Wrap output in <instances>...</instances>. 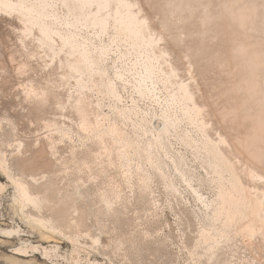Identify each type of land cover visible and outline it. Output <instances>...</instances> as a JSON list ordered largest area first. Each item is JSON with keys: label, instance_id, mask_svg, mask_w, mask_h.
Returning <instances> with one entry per match:
<instances>
[{"label": "rangeland", "instance_id": "rangeland-1", "mask_svg": "<svg viewBox=\"0 0 264 264\" xmlns=\"http://www.w3.org/2000/svg\"><path fill=\"white\" fill-rule=\"evenodd\" d=\"M144 10H145L144 14L147 13L146 12L147 8L145 9V7H144ZM59 12L61 13L60 14L61 18L64 17L63 15L66 14L65 13L66 11L62 8L59 9ZM62 12H64L65 14H63ZM142 15H143V13L141 12L140 16H142ZM0 16H1L0 17V35H1L0 36V52H1L0 53V59H2V61L0 60V69H1L0 70V93H1L0 94V128H1V131H0V135H1L0 136V138H1L0 139V151H2L3 154H5L4 156H2L3 154L0 152V155H1L0 156V158H1L0 163L2 162L1 161L2 159H4V160L6 159L5 161H7L8 166H9V169L8 168L5 169L4 165L0 164V189H1L0 190V231L3 229L21 231V232H19V234L14 233L10 236L7 235L6 237L0 236V264H93V263H95V264H219V263L220 264H229L230 262H231L230 264H247V263L248 264H258V263L264 264V259H263L264 258V236H263L264 235V229L262 228L264 225L263 224L264 223L263 222L264 221V215H263L264 214V212H263L264 211V207H263L264 206L263 205L264 204V201H263V197H264V192H263L264 191V178H263L264 177V158L260 157V155H262V157H264V121H263L264 115H261V114H264V108H263L264 107V104H263L264 103V95H263L264 94V92H263L264 88H261V91H260L261 94L256 93V92H258V89L256 92H254L255 91L254 86H252V88H250L251 87L250 85L254 84L256 77L258 78L259 75L256 76L257 74L253 73L254 71L248 66L243 67V66L239 65L240 66L239 67L238 65H236V67H235L236 69H235V68H233L234 66H232L234 63L231 64V62H233V61L234 62L240 61L241 57H242V59H244L243 57L246 56V58L248 59L249 58L248 56L251 55V52H252V54L253 53L255 54V55L253 54V56H255L256 58L253 57V60L255 61V63H257V66L262 64L261 67L259 66V68L261 69L260 72L261 73L263 72V74H264V71H262L264 68V57H263V55H264V53H263L264 52V49H263L264 48V32H257L256 30L253 31L252 29L248 30V31L247 30L244 31V29H248V27L250 28V26L248 25L244 29H243V27L239 28L237 26H234L236 24H234V22H232L230 20L231 23L234 24L232 26V28H233V31L235 30V32H232L233 33L232 35L236 39H233V37H230L229 33H227V32L225 33V35L223 34V36H226V34H228L227 37H225L226 39L223 38L222 36H220L221 34H219V35L217 34L218 36L221 37L220 39H214L216 37L218 38V36H216V35H215L216 37L213 36L212 40H210V42L208 43V44H210V47H211V48H209V50L212 52V50L214 51V49L215 50L217 49L219 53L217 52V50L214 51L216 53H214V52H212V53H214L215 55L218 54L219 56L214 61V59H211L209 57L210 55L207 53L208 56L204 55V57H206V58L203 59V61H205L207 63L211 62L210 68L212 71H210V72H213V73H210L209 70H208V73L205 72L206 75L208 76L207 77L208 79L210 78L209 75L211 76V79H212V77L214 78V80L210 79L211 84H209L210 80H209V82L207 81L208 83L204 82V80H208V79L205 78L204 80H202V77H200L201 75L199 76L197 74L198 73L197 69L200 70V68L199 67L197 68V66L194 64V61H192L191 58H190L191 59L190 60L189 57H187L186 52H182V54H181L180 53L181 51H179L177 49L178 52L180 53V55H178V52H176L177 50H174L175 56L178 55V57H179V58L176 57L177 58V64H180L181 66L184 64V66L186 68L185 69L182 66L180 71L182 69L184 72L187 71L186 75L184 76L183 71H181V72L179 71L180 67L178 68L177 65L172 67L173 64H176L175 61L172 62L173 60H176V58L173 59L174 58L173 55L170 54L172 56V60L169 61L171 59V56L162 53L163 47H161V46H163V43H161L159 49L157 47V49L155 50V53L157 51L156 54L158 56L156 55V57H155L154 65L155 64L157 65V66L155 65V72L157 70L158 73L157 72H156L157 74L154 73L153 76L151 77L152 79H150V81H148V83H147L148 79L146 80V82H142V83H145L146 85L141 84L142 90L148 91V92L150 90L151 93L149 94L147 92V95L141 96V95H139L140 93L138 92L139 89L137 87L138 86L140 87V84L138 85V83H140L139 80L142 79L141 76L144 77V75H145L144 74V72H145L144 68H145V65L147 64V61H145L144 57H141V59H140V57H138L136 53L132 52L131 47H129L130 45H128L129 43L123 44V42L125 43V41H123L122 43L121 42L117 43V42H119V40L113 42V38H114L113 36H115V30L113 29V27L109 28L108 32H101L100 29H98V28H95L96 30H94V27H91L89 29H83V30L80 29L79 36L81 35L80 37L83 38V39H81V38L80 39H81V41L83 40L84 42H87V46L92 50V52H93L92 54L94 57H96L95 59L97 60V63L100 62L99 59L105 60V61L103 60L104 62L101 61L100 63H98V67H100L99 69H101L98 71V75H97V73H95L94 75H92V77L90 76V78L87 77L88 75H83L80 79V80H82V82L84 81V83H86V85L88 87L87 99H89V100H87V99L85 100L86 110H85V112H82L80 110H77V108H75V105H73V104H75V99H77V97H76L77 96V90H78L77 87L79 88V85L77 86V84H78L79 78L77 76H75V74H71V72L68 71L67 68H64L63 66H61L62 64H60L61 61L63 62V60L65 58V52L63 53L62 51L61 52L58 51L59 54H61V53L62 54L59 55L57 53V55H56L57 57L56 56L54 57L55 54L49 53V50L51 48H54L56 51H57V49L58 50L60 49L59 47H61V45L58 44L59 42H57V40H56V44H55L54 43L55 41H53V45L54 46L57 45L58 47H56V46L54 47L52 45V43H51V45L49 43V45L46 44L45 46L43 44V46H44L43 47L39 43L37 44V41L35 40L36 35H37L36 32L33 33L34 35L32 34L30 37H27L25 40V36L23 37V29H22L23 24H22V22H20V20H18L16 18L15 15H13V16L7 15L6 16V14L0 13ZM6 17H7V19H5ZM65 17L67 18V15H65ZM66 18H63V20L61 19V23ZM7 21H11V22H7ZM17 21H19V22H17ZM228 21L229 20L225 21L226 24ZM156 22L153 24H155L154 26L156 27L157 32H159V29H158L159 25H158V22L157 23ZM20 24H21V26H19ZM19 28H20V30H19ZM238 29L240 31L241 30L242 31L240 32ZM7 31H9V33ZM243 31L245 33H242ZM100 32L103 34V36ZM18 35H19V37H18ZM88 37H89V39H88ZM228 37L232 38L233 40L230 38H229L230 39L229 40ZM238 38H239V41H237ZM23 40L26 42L29 40V42H27L28 44L26 42L23 43ZM235 40L238 42V44L240 42L241 43L243 42L242 44L244 45L243 47L245 48V49L244 48L242 49L243 52L241 50H237V54H235L236 53V51L234 50L235 49V47H234L235 43H233V45L231 44L233 41L236 42ZM258 40H259V42H258ZM109 41H110V43H109ZM220 41L221 42L224 41V42L221 43ZM19 42H21V43H19ZM228 42L231 44L229 47H228V45H229ZM237 42H236V44H237ZM252 42H254V43H252ZM29 43H31V44H29ZM32 43L35 46L32 45ZM112 43L113 44L115 43V44L113 45ZM187 43L188 42H185L184 44L186 45ZM211 43L212 44L214 43V45H212ZM216 43H217V45H216ZM218 43L220 44V46ZM25 44H27V45H25ZM261 44H262V46H261ZM14 45H16V46H14ZM224 45H226V47L228 49ZM50 46H52V47H50ZM97 46H99V47H97ZM101 46H103L107 49V52H106L107 55H106V53L104 55L105 58L102 57L103 55L101 56V54L99 53V48H103ZM16 48L18 49V51ZM32 48L35 52L32 50ZM124 48L125 49L128 48V49L123 50ZM230 48H231V50H230ZM232 48H234V49H232ZM224 49H226L228 51L230 50L229 51L230 53ZM161 50H162V52H161ZM232 50H234V51L232 52ZM244 50H247L248 54H247V51H244ZM221 51L224 54H220ZM128 52H129V54H128ZM227 52L234 57H235V55L238 56L239 52L242 55L240 54L239 57H235L236 60H234V57L232 58V56L230 57V55L229 56L226 55V54H228ZM244 52H246V53L243 54ZM98 53H99V55H98ZM161 53L163 56L165 55L164 56L165 59L163 58ZM185 53H186V58L183 57V55ZM232 53L235 55H233ZM9 54H10V56H9ZM159 54L162 57L159 56ZM258 54H260V55H258ZM4 55H5V57H4ZM46 55H48V56H46ZM38 56H40V57H38ZM60 56L62 59L60 58ZM99 56H101V57H99ZM225 56H228V57H225ZM158 57H160L161 60H157V59H159ZM180 57H182V60L180 59ZM207 57H208V59H207ZM237 58H239V59H237ZM49 59H50V61H49ZM178 59H179V62L181 60L180 63H178ZM188 60H190V61H188ZM228 60H230V61H228ZM156 61H158V62H156ZM191 61H192V64H194L193 66H192V64H190ZM212 61H214L215 63ZM164 62H166V64ZM227 62L230 63V65H228ZM137 63H138V65H137ZM187 63H189V64H187ZM223 63H224V66H223ZM53 64H54V66H52ZM58 64H60V65H58ZM164 64H165V66H164ZM167 64H169V65H167ZM217 64L219 65V68H218ZM49 65H50V67H48ZM160 65H161V67H160ZM170 65H171V67H170ZM186 65L189 66L190 70L188 69V66H186ZM190 65H191V68H190ZM57 66H59V67H57ZM227 66L229 67V70H228ZM168 67H170V68H168ZM175 67H177V69H178V73H177L178 77L176 78L177 81L182 80L181 79L182 77H180V76L187 77L189 75L188 80H187V78H188L187 77L186 79L183 78L182 81L184 82V84L187 83L186 85L189 84L190 86L188 85V87L190 89H194L193 92L196 90L195 93H197V94H195V96L197 95V97H195V98L200 99L202 97V99H200L199 102L197 101V99H195V101H197V104L199 107H200V105L202 107L205 105L203 108H200L201 113L199 115L201 117V115L203 114L201 117L202 119L200 117H197V119H194V120H198V123L199 122L202 123L201 121H203V125L205 123V126H203L204 131H206V129L209 128V129H207V132H204L205 134L200 132L199 129L195 127L196 124L198 125L197 122L194 125L192 121H189V118L184 116V113H181V112H183V109L181 110V108L183 107V104H181L182 103V101L180 100L181 98H178V93L176 92L177 91V85L175 84L174 78L171 79V77L170 78L168 77ZM194 67H196L197 69ZM165 68H167L166 69L167 71L170 69V72L168 71V73H169L168 75H167V71L165 70ZM193 68L197 71H195ZM240 68H242V69H240ZM59 69L60 70L62 69V70L60 71ZM158 69H160V71ZM105 70H106V72H105ZM192 70H194V71H192ZM213 70H215V71H213ZM234 70H235V72H234ZM236 70H238V71H236ZM4 71H5V73H4ZM188 71H190V74ZM239 71H240V73H239ZM217 72H218V74H217ZM19 73L20 74L22 73V74L20 75ZM187 73H188V75H187ZM191 73H193V74H191ZM227 73H228V75H227ZM136 74H137V76H136ZM219 74H221V75H219ZM263 74H262L263 77L262 76H260V77L264 79ZM119 75H120L121 79H118V78H120ZM53 76L55 79L52 78ZM101 76H102V78H101ZM161 76H162V79H161ZM197 76H199V77H197ZM243 76L245 77V81H244ZM250 76L253 78H251ZM238 77H239V81L237 80ZM62 78H64V80H62ZM71 78H74V79H71ZM246 78H247V80H246ZM250 78L254 80V81L252 80L253 84H249V82H252L250 80ZM164 79H165L164 82H167L166 86H165V83H163ZM166 79L171 84H168V81H166ZM190 79H192L193 82L195 79V81L197 83L196 82L193 83ZM248 79H249V82H248ZM99 80L101 81V83ZM200 80H202L204 83H207L208 85L203 84V82H201ZM222 80H224V81H222ZM235 80L240 82L239 83L240 86L238 85V82H236ZM3 81H4V83H3ZM92 81H94L95 83L94 82L92 83ZM108 81H109V83L114 84L115 88L118 89L116 91L120 96V100L117 101V99H115V98H114L115 99L114 100L112 96H111L112 97L111 98L106 94L105 88L107 85L106 83H108ZM90 82L93 85H90L91 84ZM151 82H152V85H150ZM222 83H224L225 85ZM245 83L246 84L248 83L247 86ZM4 84H5V86H4ZM36 85H38V86H36ZM94 85H96V86H94ZM103 85L105 86V88ZM171 85L172 86L174 85V88ZM175 85H176V87H175ZM192 85H194V88H191V87H193ZM231 85H232V87H231ZM98 86H100V87H98ZM155 86H157V87H155ZM13 87H14V89H13ZM91 87H92V90H91ZM195 87H197L199 90L196 89ZM211 87H212V89H211ZM135 88H137L138 90ZM147 88L149 90H147ZM224 88H226V89H224ZM175 89H176V91H175ZM251 89H254V90H251ZM262 89H263V91H262ZM13 90H14V92H12ZM135 90H137V91H135ZM174 91H175V93H174ZM205 91H208V92H205ZM213 91H214V93H213ZM211 92L213 93V95ZM216 92L217 93L219 92V94H217ZM230 92H232V93H230ZM235 92H236V95L233 94ZM75 93H76V95H74ZM137 93H138V95H137ZM242 93H243V95H242ZM148 94H149V96H148ZM170 94H171V96H170ZM205 94H206V96H205ZM11 95H13V97ZM49 95H51V96H49ZM173 95H177V96L174 97ZM198 95H199V97H198ZM216 95H218V96H216ZM207 97H210L211 99L207 98ZM241 97H242V100H241ZM251 97H252V99H251ZM22 98H24V99H22ZM70 98H72V99H70ZM174 98H176L178 100L175 101L176 99H174ZM151 99H153V100H151ZM157 100L158 101L160 100L159 102L161 104ZM173 100H174L175 104L177 103L176 105L173 104V102H172ZM201 100L204 102V105H203V102ZM253 100H256V101H253ZM20 101H22V103ZM113 101H114V103H113ZM178 101H179V104L181 106L178 105ZM241 101H245L244 104ZM249 101H250V103H249ZM218 102H219V104H218ZM238 102H240V103H238ZM158 103H159V105H158ZM246 103H247V105H246ZM260 103H261V105H260ZM215 104H216V106H214ZM88 105H90V106L87 109ZM133 105H134V107H133ZM225 105H226V107H225ZM258 105H260V106H258ZM118 106H119V108H118ZM222 106L224 107V109ZM237 108H239V109H237ZM250 108L252 110H250ZM120 109H121V111L124 110L123 111L124 113L121 112ZM48 110L50 112H48ZM9 111H11L13 114ZM116 112H118L119 114ZM168 112H169V114H168ZM174 112H175V114H174ZM246 112H248V113L252 112L253 115L251 116V113L248 114ZM90 113H91V115H90ZM92 113H93V115H92ZM215 113H216V115H215ZM164 114H166V115H164ZM254 114H255L256 118L254 117ZM135 115H137V116H135ZM205 115H208V116H205ZM260 115L263 118H261ZM6 116H7V118H6ZM85 116H86V118H85ZM97 116H98V118H97ZM105 116L107 119H105ZM121 116H122V118H121ZM241 116H242V118H241ZM118 117H119V119H118ZM124 117H125V120H122V119H124ZM130 117H132V118H130ZM183 117H185V118H183ZM127 118H129V119H127ZM167 118L169 120L173 121V123H175L178 120L179 121L177 123H175V125H173V127L172 126L169 127L166 134L162 135L163 138L161 137L159 139L161 144H159L160 143L159 141H158V143L157 142L154 143V141H156L155 139H158L157 137L159 136L156 134H160L161 133L160 131H163V129L165 128V121L167 120ZM220 118H221V120H220ZM227 118L228 119L231 118V119L228 120ZM234 118H236V119H234ZM48 119L50 120V122H48L49 121ZM79 119H80V121H79ZM84 119H86V120H84ZM94 119L96 122L94 121ZM97 119H99V120H97ZM145 120L147 122H145ZM258 120H259V123L257 124ZM51 121H52V123H51ZM125 121H126V123H125ZM249 121H251V122L248 123ZM40 122H41V124H40ZM140 122H142V123H140ZM9 123L11 125H13L14 127L10 126ZM20 123H21V125H20ZM89 123H91V124H89ZM247 123H248V125H247ZM96 124H99V126H97ZM200 125H202V124H199V126ZM216 125H218V126H216ZM31 126L34 129H32ZM41 126L43 129L41 128ZM43 126H45V128ZM52 126H54L55 128ZM114 126H115V128H114ZM207 126H209V127H207ZM245 126H246V128H245ZM100 127H101V129H100ZM144 127H145V129H144ZM205 127H206V129H205ZM3 128L5 130H3ZM51 128H53V130ZM85 128H86V130H85ZM170 128H172V129H170ZM9 129H11V130H9ZM109 129H110V131H109ZM146 129H147V131H146ZM254 129H255V131H254ZM89 130L90 131L92 130V131L90 132ZM144 130H145V132H144ZM37 131H38V133H37ZM56 131L59 132V134ZM98 131L101 132V134ZM9 132H10V134H9ZM44 132H46V133H44ZM48 132H50V133L48 134ZM116 132H118V133H116ZM138 132L139 133L141 132V133L139 134ZM224 132H225V134H224ZM31 133H33V134H31ZM41 133H44V134H41ZM142 133H144V134H142ZM7 134L9 136H11V135L12 136L9 137V136H7ZM21 135H22V137H21ZM120 135H122V136L120 137ZM143 135H146L145 137H147V136L148 137L144 138ZM232 135H234V136H232ZM189 136L191 139L189 138ZM225 136H226L227 141L225 139ZM33 137H35V138H33ZM114 137H117V138H114ZM218 137L220 138V141L225 140L224 142H226V144H230V145L224 146L225 143H223V141L220 142ZM221 137H223L224 139H221ZM210 138L213 141L215 140V144L219 142L217 144L218 148H220L219 151H221V150L224 151V152L221 151V153L226 156L225 159H230V160H228V162L230 161L229 166L233 162L232 166H234V167H232V168H234L237 171L238 176H236V177H237V179H239L238 184H239V182L242 183V184L238 185L237 189L235 188L236 191H238L239 193L241 192L240 194H238V192H235L231 189V188H234V186L232 187L233 182H231L232 179H230V178L232 177L233 174L237 175L235 173L236 171H234V169H233L232 171H234V173H231L230 171H224L221 175H218V173H216L214 171V169L211 168L210 160H208V158L206 157L205 152L203 150H201V145L203 144V142L205 143V141L206 140L208 141V139L210 140ZM217 138H218V141H217ZM22 139H24V140L21 141ZM46 139L48 142L46 141ZM115 140L118 142H116ZM186 140H187V142H186ZM191 140H193V141H191ZM203 140H205V141H203ZM120 142H121V144H120ZM132 142H133V144L131 145ZM195 142H197V143H195ZM212 143H214V142H212ZM220 143H223V146H221L222 145L221 144L219 147ZM24 144H25V146H24ZM32 144H34V145H32ZM136 144H138V145H136ZM154 144H156V145H154ZM11 145H12V147H11ZM27 145H29V147ZM122 145H123V147L125 145V147H124L125 149L121 147ZM126 145H127V147L128 146L129 147L126 148ZM19 146H21V147H19ZM142 146H144V148ZM229 146H230V148H229ZM9 147H10V149H9ZM14 147H15V149H13ZM227 147L229 150L227 149ZM24 148L26 150H24ZM118 148H120V149H118ZM153 148L155 149V151H153L154 150ZM168 149H170V151ZM231 149L233 151H231ZM12 150H15V152ZM119 150H121V151H119ZM167 151H169V152H167ZM27 152H28V154H26ZM10 153H11V155H10ZM30 153H31V155H30ZM37 153H39V154H37ZM85 153H86V155H85ZM153 153H155V154H153ZM166 153H167V155H166ZM176 153H178V154H176ZM23 154L25 156H22ZM91 154H92V156H91ZM201 154H203V155H201ZM125 155H127V156L129 155L128 156L129 158ZM130 155H132V156H130ZM239 155H240L242 161L240 160ZM250 155H252L253 157ZM151 156H152V158H151ZM165 156H167V158ZM21 157H23V158H21ZM50 157H52V158H50ZM237 157H239V158H237ZM256 158L259 160H257ZM177 159L180 160L181 163H179ZM83 160H84V162H81ZM14 162H16V163H14ZM36 162H38V163H36ZM72 164H73V167H72ZM157 164L159 166H157ZM206 164L207 165L209 164L210 166L209 165L207 166ZM74 166H77V167H74ZM178 166H179V168H178ZM235 166H236V168H235ZM238 167H240V168H238ZM12 168H14V170ZM21 168H23V170ZM52 168H53V170H52ZM63 168H65V169H63ZM69 168L71 169V171ZM160 168H162L163 170H161ZM157 169H159V170H157ZM5 170H6V172H5ZM7 170H9V171H7ZM59 170H60V172H59ZM230 170H231V166H230ZM227 172H228V174H227ZM241 172H243V173H241ZM252 172H254V173L252 174ZM261 172H263V173H261ZM12 173L14 174L15 178L16 177L19 178L18 176L20 175L21 179L24 178L25 181H28V183L30 182L31 184H29V185L32 186L31 189L34 191L36 190L37 193L44 195L46 190L48 193H50V194L47 193L48 195H46V196H47V198L49 197L48 200L51 199L52 202L49 200L51 203V204H49V201H48V203L43 207L41 215L43 214L42 216L48 217V215L52 216L53 212H56V213H54V215L52 217H54V218L58 217L59 218V216H60L61 219L59 218V220H61L60 222H63L61 224H63V226L67 224L66 226H68V227L67 228H66V226L65 227L62 226L63 228L60 227V224H59L60 222H59V220H57L58 218H55L56 222L57 221L59 222V223L57 222V224L55 222V224H56L55 226L60 227L63 231L65 229V232L61 231L62 233L59 232L57 234L55 233V235H54V234H51L50 231H47L44 228H42L41 226H39V224H36L37 222L33 219L39 217V215L36 216L37 214H39V211L34 209V207H32V206H27L24 209L25 210V213H24V210H22L23 206H21V204H22L21 201L15 197V196H18V193L16 191L17 190L16 186L13 185V182L11 181V179H9V177L11 176ZM159 173H161V174H159ZM214 173H215V175H214ZM56 174L58 175L59 179L57 178ZM33 175H34V177H36V183H33L32 181H30L31 176H33ZM50 175L52 178L50 177ZM83 175H85V176H83ZM258 175H260V177H257ZM14 176H13V178H14ZM62 176H63V178H62ZM216 176H218V177H216ZM221 176L224 180H222ZM239 176H240V178H239ZM28 178H30V179H28ZM49 179H50V181H49ZM257 179H259V180H257ZM45 180L49 183H47ZM217 180H218V182H217ZM215 181H216V183H215ZM79 182H82V183H79ZM188 182H189V184H188ZM228 182H230V183L228 184ZM258 182H260V183H258ZM246 183H247V185H246ZM46 184H48V185H46ZM252 184H254V185H252ZM261 184H262V186H261ZM35 185H36V187H35ZM223 185H225V186L222 187ZM240 185H242V186H240ZM33 187H35L36 189ZM63 187H65L66 189L64 188L65 189L64 190ZM240 187H242L243 189H246V190H244V192H243L242 188H240ZM43 188L44 189L46 188L45 191ZM73 188H75V189H73ZM218 188H219V190H218ZM248 189L249 190L251 189V190L249 191ZM41 190H43L44 193H43V191L40 192ZM59 190H60V192H59ZM225 190H229L232 193V194L231 193L228 194L229 196L231 195L230 197L226 194L227 195L226 199L224 196L225 194L223 192L227 193L229 191L226 192ZM239 190H241V191H239ZM73 193H74V195H73ZM55 194H56V196H55ZM236 194L239 196H237ZM257 194H260V195H257ZM218 195H220V196H218ZM232 195H233V197H232ZM252 195H253L254 199H253ZM261 195H262V197H261ZM217 197H219V198H217ZM228 197H229V199L233 198L234 200H236L235 203L239 202V200L242 201L243 200L242 198H244L248 201L251 200L252 202L255 201L256 198H257V201H259V199L260 200L262 199L263 203L261 201L262 205L261 204L260 205L262 206L263 211L260 208L261 210L259 212H261V214L263 212V214H262L263 219H262L261 214L258 212L259 209H253L252 211L246 210V212L244 211V213L234 211L232 208H230V206H229L230 204H228L229 203ZM236 197H238V198H236ZM240 197H242V198H240ZM221 198H224L225 202H227V201L228 202L225 203L224 200H222ZM237 199H239V200H237ZM59 200H61L63 203L61 201L59 202ZM53 202H54V204H53ZM74 202H76L75 203L76 205H74ZM222 202H224L223 203L224 207H225V204H226V206H229V208L225 207L227 209V211L228 210L230 211V209H232L231 212H233V211L234 212L233 213H231L229 211L226 212V209L224 207L220 206V205H223ZM213 203L214 204L216 203V204L214 205ZM85 204L87 206H85ZM239 204H241V203L239 202ZM50 205H52L51 207L53 210L51 209V207L48 210L46 209L47 208L46 206H50ZM237 205H238V203H237ZM30 207H32V208H30ZM92 207H93V209H92ZM222 208L225 210L222 211ZM19 209H21V210H19ZM91 209H92V211H91ZM214 210H216V211L214 212ZM33 211H35V212H33ZM48 211L50 213H48ZM75 211H76V213H75ZM94 211H96V212L94 213ZM218 211L220 212V213H218L219 215H217V213H216ZM224 211L227 214L229 213V216L230 215L233 216V217L230 216V218H233L231 223L228 222V220H231V219L227 218V217H229L227 214H226L227 217H225V213H223ZM21 212H22V214H21ZM32 212L35 214H33ZM62 212H64V213H62ZM212 212H214L216 214H214ZM251 212H252V214H251ZM26 213H28L29 216ZM234 213H235L236 218H234V215H233ZM238 213H240V214H238ZM254 213H256V217H255V215H253ZM55 215H58V216H55ZM25 216L26 217L28 216V218H26L27 221L29 220V218L32 219L31 221L30 220L28 221L30 223L26 222ZM75 216H77V217H75ZM212 216H213V218H212ZM218 216L221 220L218 218ZM247 216H249L250 219H248L249 217H247ZM237 217H240V218L238 219ZM258 218H259V220H258ZM213 219H215V220H213ZM260 219L263 221H261ZM239 220L240 221L242 220L243 222L242 221L240 222ZM248 220L251 224L249 222H247ZM85 221H87V222H85ZM224 221H227V222H224ZM34 222H36V223H34ZM81 222H83V223H81ZM218 222H219V224H218ZM258 222L259 223L261 222V223L259 224ZM71 223H74V224H71ZM235 223H238L239 226ZM223 224H224V226H222ZM229 224H230V226H229ZM252 224H253V226L255 224L254 227H256L260 231L256 230V228H255V229H253L255 231L250 230V232H249V229H252L253 226H251V227H249V229H247L248 227L246 225L250 226ZM84 225H86V226H84ZM212 225H213V227H212ZM69 226H70V229H68ZM71 226H74V228H72ZM245 226L247 228H245ZM236 227L239 230L236 229ZM241 227H243V228H241ZM258 227H261L262 230H261V228L259 229ZM88 228H90V229H88ZM73 229H75L77 231H75ZM217 229H219L221 231H219ZM90 230H92V231L90 232ZM224 231L226 233H223ZM234 231L235 232L237 231V233H235ZM246 231H248V233ZM84 232H86V233H84ZM209 232H210V234H208ZM229 232H232V233H229ZM43 233L47 234L49 236V238L43 237L42 236ZM64 233H66V234H64ZM74 233L76 234V236ZM220 233L225 234L226 236L222 235ZM252 234H254V235L252 236ZM200 236H201V238L198 239V237H200ZM237 236H238V238H237ZM92 237H94V238H92ZM204 237H210V238H207L205 240ZM225 237L227 238L228 243H227ZM231 237L234 239H232ZM221 238L223 241L221 240ZM92 239H94V241ZM98 239H99V241H98ZM239 239L244 244L241 241H239ZM203 240H205L206 243ZM208 240L210 242H208ZM214 241L218 244V246H216L217 244L216 245L214 244L215 243ZM229 244H230V246H229ZM231 245L233 248L231 247ZM252 245L254 247H252ZM31 247L38 248V251L36 250L37 252L36 251L33 252V250H32L33 248H31ZM206 247H207V249H206ZM20 248L21 249L24 248V250H26V252L24 251L22 253L24 256H22V254H21L22 257L20 255L15 254L16 249H20ZM212 249H213V251H212ZM214 249H216V250H214ZM245 249H246V251H245ZM46 251H48V252H46ZM204 252H205V254L207 253V255L201 254ZM208 252H209V254H208ZM212 252L213 253L215 252L214 254L217 253L216 254L217 257H215V255ZM221 252H222V255H220ZM256 254H259V256ZM220 260H221V262H220ZM259 261H262V262H259Z\"/></svg>", "mask_w": 264, "mask_h": 264}, {"label": "bare ground", "instance_id": "bare-ground-1", "mask_svg": "<svg viewBox=\"0 0 264 264\" xmlns=\"http://www.w3.org/2000/svg\"><path fill=\"white\" fill-rule=\"evenodd\" d=\"M144 7H145V9L147 8V10H146V12L147 13H145L144 14V12H145V10H144ZM64 9L66 12V14L64 13V12H62L63 14H65V15H67V18L65 17V15H63L64 17H60V12H59V9ZM141 12L143 13V15L142 16H140V14H141ZM0 13H4V14H6V16L7 15H10V16H13V15H15L16 16V18L18 19V20H20V22H22V29H23V37L25 36V40H26V38L27 37H30L33 33H37V35H36V41H37V44L39 43L41 46H43V44H44V46L46 45V44H48L49 45V43H50V45H51V43H52V45H53V41H55L54 43L56 44V40H57V42H59L58 44H60L61 45V47H59L60 49L58 50L57 48V51L54 49V48H51L50 50H49V53H53V54H55L54 55V57L57 55V53L59 54V52H65V58H64V60H63V62L61 61V63L60 64H62L61 66H63L64 68H67L68 69V71H70L71 72V74H75V76H77L78 78V84H77V86L79 85V88L77 87V99H75V104H73V105H75V108H77V110H80V111H82V112H85V110H86V102H85V100L87 99V90H88V87H87V85H86V83H84V81L82 82V80H80L81 79V77L83 76V75H88L87 77H89L90 78V76L92 77V75H94L95 73H97V75H98V71L99 70H101V69H99L100 67H98V63H100L101 61H103L102 59H99V61L100 62H98L97 63V60L95 59L96 57H94L93 56V52H92V50L87 46V42H84L83 40L81 41V39H83V38H81L80 36H79V31H80V29H89V28H91V27H94V30H96L95 28H98V29H100V31L101 32H108V30H109V28H111V27H113V29L115 30V36H113L112 38H113V42H115V41H118L119 40V42H117V43H122L123 41H125V43L123 42V44H127V43H129L128 45H130L129 47H131V49H132V52L133 53H136L137 54V56L138 57H140V59H141V57H144V59H145V61H147V64L145 65V72H144V77H142L141 76V78L142 79H140L139 80V82L140 83H138V85L140 84V87L138 86H136L138 89H139V95H147V92L148 91H144V90H142L141 88V84H144V85H146L145 83H142V82H146V80H147V83H148V81H150V79H152L151 77L153 76V74L155 73V74H157L158 73V71L156 70V72H155V65H154V60H155V57H156V53H157V51H156V53H155V50L157 49V47H158V49H159V47H160V44L161 43H163V46H161V47H163L162 48V50H163V52H162V50H161V52L162 53H164V54H166V55H169V56H171L170 54H172L173 55V59H175L176 57H178V55H180V53L182 54V52H186L187 53V57H189V59L191 58L192 59V61H194V64L197 66V68L199 67L200 68V70L199 69H197L196 67H194V68H196L197 70H198V75L200 76V77H202V80H204L205 78L206 79H208L207 77V75H206V73L205 72H207L208 73V70H209V72L210 71H212L211 70V68H210V63L211 62H209V63H207V62H205V61H203V59L204 58H206V57H204V55H207L208 56V54L210 55L209 57L211 58V59H214V61L216 60V58L219 56L218 54H214V53H216V52H214V51H216L215 49H214V51L212 50V52H214V53H212L210 50H209V48H211L210 47V44H208L209 42H210V40H212V38H213V36H218L219 34H221L220 36H222L223 38H225V37H227V35L228 34H226V36H223V34L225 35V33L227 32V33H229V36L230 37H233V33L232 32H235V30L233 31V28H232V26L234 25V24H236V25H234V26H237V27H243V29L244 28H246L248 25L250 26V28L248 27V29H244V31L245 30H256L257 32H264V0H0ZM3 15V14H2ZM1 17V16H0ZM5 17V16H4ZM63 18H66L62 23H61V19L63 20ZM5 19H7V17L5 18ZM12 19V18H11ZM226 20H229L228 22H227V24H226ZM232 22H234V24L233 23H231V21ZM153 21V22H152ZM158 22V29H159V32H157V30H156V27L154 26L155 24H153V23H155V22ZM7 22H11V21H7ZM17 22H19V21H17ZM156 22V23H157ZM16 23V22H15ZM225 23V24H224ZM229 23V24H228ZM232 25H231V24ZM11 24V23H10ZM153 24V25H152ZM12 25V24H11ZM18 25V24H17ZM19 26H21V24L19 25ZM18 26V27H19ZM9 27V26H8ZM6 28V27H5ZM9 29V28H8ZM242 29V28H241ZM4 30V29H3ZM19 30H20V28H19ZM18 30V31H19ZM239 30V29H238ZM15 31V30H14ZM13 31V32H14ZM240 31V30H239ZM242 31V30H241ZM240 31V32H241ZM242 32V33H245V32ZM8 33H9V31H7ZM12 32V31H11ZM22 32V31H21ZM100 32V33H101ZM111 32V31H110ZM98 33V32H97ZM99 33V34H100ZM254 33V32H253ZM7 34V33H6ZM18 34V33H17ZM102 34V33H101ZM218 34V35H217ZM232 36H231V35ZM255 34V33H254ZM34 35V34H33ZM240 35V34H239ZM250 35V34H249ZM256 35V34H255ZM1 36V35H0ZM13 36V35H12ZM102 36H103V34H102ZM215 36V37H216ZM220 36H218V38L216 37V38H214V39H220L221 37ZM238 36V35H237ZM248 36V35H247ZM18 37H19V35H18ZM35 37V36H34ZM230 37H228V39L230 38ZM250 37V36H249ZM259 37V36H258ZM257 37V38H258ZM16 38V37H15ZM22 38V37H21ZM81 38V39H80ZM240 38V37H239ZM239 38H238V40L237 41H239ZM247 38V37H246ZM260 38V37H259ZM6 39V38H5ZM9 39V38H8ZM7 39V40H8ZM20 39V38H19ZM33 39V38H32ZM88 39H89V37H88ZM226 39V38H225ZM227 39V40H228ZM230 39H232V38H230ZM229 39V40H230ZM233 39H236V38H234L233 37ZM232 39V40H233ZM248 39V38H247ZM12 40V39H11ZM22 40V39H21ZM228 40V41H229ZM245 40V39H244ZM18 41V40H17ZM216 41V40H215ZM226 41V40H225ZM236 41V40H235ZM236 41V42H237ZM24 42H26V41H24L23 40V43ZM27 42H29V40L27 41ZM26 42V43H27ZM35 42V41H34ZM185 42H188L186 45L184 44ZM221 42V41H220ZM222 42H224V41H222ZM221 42V43H222ZM232 42V41H231ZM236 42H232L231 44L233 45V43H235L234 44V47H235V49L234 48H232V49H234L235 51H236V53L235 54H237V50H241L242 51V49L244 48L243 46V42L240 44H238V42H237V44H236ZM258 42H259V40H258ZM2 43V42H1ZM10 43V42H9ZM16 43V42H15ZM19 43H21V42H19ZM109 43H110V41H109ZM252 43H254V42H252ZM257 43V42H256ZM7 44V43H6ZM17 44V43H16ZM28 44V43H27ZM27 44H25V45H27ZM29 44H31V43H29ZM113 44V43H112ZM115 44V43H114ZM113 44V45H114ZM212 44V43H211ZM219 44V43H218ZM225 44V43H224ZM228 47L231 45L229 42H228ZM5 45V44H4ZM32 45H34L33 43H32ZM90 45V44H89ZM112 45V46H113ZM212 45H214V43L212 44ZM216 45H217V43H216ZM215 45V46H216ZM11 46V45H10ZM14 46H16V45H14ZM22 46V45H21ZM35 46V45H34ZM43 46V47H44ZM54 46V45H53ZM56 47H58L57 45H55ZM54 46V47H55ZM105 46V45H104ZM117 46V45H116ZM219 46H220V44H219ZM225 47H226V45H224ZM246 46V45H245ZM249 46V45H248ZM252 46V45H251ZM261 46H262V44H261ZM30 47V46H29ZM38 47V46H37ZM50 47H52V46H50ZM93 47V46H92ZM97 47H99V46H97ZM101 47H103V46H101ZM214 47V46H213ZM223 47V46H222ZM221 47V48H222ZM224 47V48H225ZM13 48V47H12ZM11 48V49H12ZM18 48V47H17ZM16 48V49H17ZM27 48V47H26ZM36 48V47H35ZM95 48V47H94ZM112 48V47H111ZM218 48V47H217ZM227 48V47H226ZM128 49V48H127ZM127 49H123V50H127ZM179 51H181L180 53L178 52V50ZM228 49V48H227ZM245 49V48H244ZM248 49V48H247ZM264 49V48H263ZM21 50V49H20ZM27 50V49H26ZM32 50H33V48H32ZM39 50V49H38ZM43 50V49H42ZM174 50H177L176 52H178V55L177 56H175V53H174ZM222 50V49H221ZM224 50H226V49H224ZM230 50H231V48H230ZM229 50V51H230ZM234 50H232V52L234 51ZM252 50V49H251ZM258 50V49H257ZM17 51H18V49H17ZM22 51V50H21ZM34 51V50H33ZM59 51V52H58ZM94 51V50H93ZM131 51V50H130ZM226 51H228V50H226ZM228 51V52H229ZM244 51H247V50H244ZM250 51V50H249ZM262 51V50H261ZM15 52V51H14ZM24 52V51H23ZM29 52V51H28ZM32 52V51H31ZM35 52V51H34ZM107 52V49L105 48V47H103V48H99V53L101 54V56L102 57H104L105 58V53ZM121 52V51H120ZM125 52V51H124ZM160 52V51H159ZM217 52H218V50H217ZM227 52V53H228ZM243 52V51H242ZM251 52V51H250ZM257 52V51H256ZM255 52V53H256ZM1 53V52H0ZM9 53V52H8ZM20 53V52H19ZM30 53V52H29ZM99 53H98V55H99ZM122 53V52H121ZM131 53V52H130ZM162 53H161V55H162ZM186 53L183 55V57H185L186 58ZM208 53V54H207ZM219 53V52H218ZM230 53V52H229ZM226 54V55H230V54ZM246 52H244L243 54H245ZM264 53V52H263ZM5 54V53H4ZM11 54V53H10ZM10 54H9V56H10ZM39 54V53H38ZM48 54V53H47ZM62 54V53H61ZM61 54H59V55H61ZM109 54V53H108ZM128 54H129V52H128ZM220 54H224L222 51H221V53ZM233 54V53H232ZM235 54H233V55H235ZM239 55L238 56H236L235 55V57H239L240 56V52L238 53ZM247 54H248V51H247ZM250 54V53H249ZM254 54V53H253ZM253 54H252V52H251V55H249L248 57V59L246 58V56L245 57H243L244 59H242V57H241V60L240 61H233V62H231V64L232 63H234L232 66H234L233 68H235L236 67V65H241V66H243V67H246V66H248V67H250L254 72L253 73H256L257 75L256 76H258L259 75V77L257 78L256 76V79H255V81L253 80V79H251V78H253V77H251L250 78V80L252 81H254V84H253V81L252 82H249V79H248V82H249V84H253V85H250L249 87L250 88H252V86H254V89H255V91L254 92H256L257 91V89H258V92H256V93H260V91H261V88H264V79L263 78H261L260 76H262V74H263V72L261 73L260 72V68H259V66L261 67V65H258L257 66V63H255V61L253 60V57L254 58H256L255 56H253ZM12 55V54H11ZM18 55V54H17ZM97 55V54H96ZM106 55H107V53H106ZM160 54H159V56H161ZM242 55V54H241ZM255 55V54H254ZM258 55H260V54H258ZM8 56V57H9ZM46 56H48V55H46ZM45 56V57H46ZM50 56V55H49ZM101 56H99V57H101ZM158 56V55H157ZM163 56V55H162ZM161 56V57H162ZM165 56V55H164ZM164 56H163V58H164ZM224 56V55H223ZM228 56H225V57H228ZM232 55H230V57H231ZM4 57H5V55H4ZM38 57H40V56H38ZM57 57V56H56ZM64 57V56H63ZM98 57V56H97ZM122 57V56H121ZM120 57V58H121ZM234 56H232V58H233ZM235 57H234V60H236L235 59ZM263 57H264V55H263ZM60 58H61V56H60ZM159 59H157V60H161L160 59V57H158ZM179 58V57H178ZM184 58V59H185ZM62 59V58H61ZM165 59V58H164ZM168 59V58H167ZM180 59L182 60V57H180ZM190 59V60H191ZM207 59H208V57H207ZM220 59V58H219ZM222 59V58H221ZM227 59V58H226ZM229 59V58H228ZM231 59V58H230ZM237 59H239V58H237ZM1 61H2V59H0ZM6 60V59H5ZM20 60V59H19ZM60 60V59H59ZM131 60V59H130ZM169 60V59H168ZM172 60V56H171V59L169 60V61H171ZM181 60H180V62H181ZM190 60H188V61H190ZM232 60V59H231ZM257 60V59H256ZM11 61V60H10ZM49 61H50V59H49ZM53 61V60H52ZM56 61V60H55ZM105 61V60H104ZM103 61V62H104ZM128 61V60H127ZM165 61V60H164ZM175 61V63L176 64H173L172 65V67H174V66H178V68H179V71H180V69H181V67L183 66V68H185V66H184V64L181 66L180 64H177V58H176V60H173L172 62H174ZM187 61V62H188ZM192 61L190 62V64H192ZM214 61H212V62H214ZM228 61H230V60H228ZM14 62V61H13ZM12 62V63H13ZM156 62H158V61H156ZM179 62V59H178V63H180ZM220 62V61H219ZM260 62V61H259ZM4 63V62H3ZM2 63V64H3ZM23 63V62H22ZM53 63V62H52ZM146 63V62H145ZM160 63V62H159ZM162 63V62H161ZM165 64H166V62H164ZM171 63V62H170ZM185 63V62H184ZM215 63V62H214ZM228 63V62H227ZM261 63V62H260ZM8 64V63H7ZM25 64V63H24ZM55 64V63H54ZM54 64L52 65V66H54ZM60 64H58V65H60ZM163 64V63H162ZM165 64H164V66H165ZM172 64V63H171ZM187 64H189V63H187ZM194 64H192V66L194 65ZM221 64V63H220ZM6 65V64H5ZM137 65H138V63H137ZM167 65H169V64H167ZM222 65V64H221ZM228 65H230V63H228ZM66 66V67H65ZM101 66V65H100ZM157 66V65H156ZM163 66V65H162ZM186 66H188V65H186ZM216 66V65H215ZM217 66H218V68H219V65L217 64ZM223 66H224V63H223ZM17 67V66H16ZM47 67V66H46ZM48 67H50V65L48 66ZM57 67H59V66H57ZM62 67V68H63ZM160 67H161V65H160ZM170 67H171V65H170ZM170 67H168V68H170ZM226 67V66H225ZM228 67V66H227ZM240 67V66H239ZM238 67V68H239ZM4 68V67H3ZM7 68V67H6ZM54 68V67H53ZM136 68V67H135ZM190 68H191V65H190ZM193 68V69H194ZM210 68V69H209ZM215 68V67H214ZM237 68V69H238ZM28 69V68H27ZM35 69V68H34ZM55 69V68H54ZM103 69V68H102ZM106 69V68H105ZM143 69V70H144ZM167 68H165V70H166ZM172 69V68H171ZM186 69V68H185ZM184 69V70H185ZM188 69H189V66H188ZM216 69V68H215ZM236 69V68H235ZM240 69H242V68H240ZM1 70V69H0ZM8 70V69H7ZM21 70V69H20ZM49 70V69H48ZM60 70V69H59ZM62 70V69H61ZM60 70V71H61ZM159 71H160V69H158ZM162 70V69H161ZM190 70V69H189ZM195 70V69H194ZM194 70H192V71H194ZM197 70H195V71H197ZM228 70H229V67H228ZM227 70V71H228ZM231 70V69H230ZM245 70V69H244ZM24 71V70H23ZM167 71V70H166ZM169 72H170V69L168 70ZM168 71H167V75L169 74L168 73ZM181 71H183V69L181 70ZM180 71V72H181ZM213 71H215V70H213ZM221 71V70H220ZM236 71H238V70H236ZM246 71V70H245ZM262 71H264V68H263V70ZM28 72V71H27ZM30 72V71H29ZM59 72V71H58ZM57 72V73H58ZM69 72V73H70ZM105 72H106V70H105ZM133 72V71H132ZM184 72V71H183ZM186 72L187 71H185L184 72V76L186 75ZM189 72V74H190V71H188ZM232 72V71H231ZM234 72H235V70H234ZM2 73V72H1ZM4 73H5V71H4ZM102 73V72H101ZM100 73V74H101ZM138 73V72H137ZM160 73V72H159ZM164 73V72H163ZM177 73H178V69H177V67H175L174 69H173V71L170 73V75L168 76L169 78L171 77V79L172 78H174V80H175V84L177 85V91H176V89H175V91L178 93V98H181L180 100L182 101V103L181 104H183V107L181 108V110L183 109V112H181V113H184V116H186L187 118H189V121H192L193 122V124L195 125V123L197 122L198 123V120H194V119H197V117H200V111H201V109L200 108H203L205 105H204V102H203V107L200 105V107L198 106V104H197V101L199 102V100L200 99H202V97L199 99V98H195V97H197V95L195 96V94H197V93H195L196 92V90L193 92V90L194 89H190L189 87H188V85H186V84H184V82L182 81L183 80V78H187L189 75H188V73H187V77H184V76H180V77H182L181 79V81H177ZM196 73V72H195ZM210 73H213V72H210ZM209 73V74H210ZM215 73V72H214ZM220 73V72H219ZM233 73V72H232ZM238 73V72H237ZM239 73H240V71H239ZM3 74V73H2ZM20 74V73H19ZM22 74V73H21ZM20 74V75H21ZM64 74V73H63ZM105 74V73H104ZM162 74V73H161ZM165 74V73H164ZM183 74V73H182ZM181 74V75H182ZM191 74H193V73H191ZM196 74V75H197ZM217 74H218V72H217ZM225 74V73H224ZM243 74V73H242ZM245 74V73H244ZM247 74V73H246ZM249 74V73H248ZM251 74V73H250ZM19 75V76H20ZM69 75V74H68ZM122 75V74H121ZM139 75V74H138ZM219 75H221V74H219ZM227 75H228V73H227ZM226 75V76H227ZM253 75V74H252ZM264 75V74H263ZM65 76V75H64ZM118 76V75H117ZM125 76V75H124ZM134 76V75H133ZM136 76H137V74H136ZM155 76V75H154ZM199 76H197V77H199ZM213 76V75H212ZM236 76V75H235ZM238 76V75H237ZM61 77V76H60ZM85 77V76H84ZM116 77V76H115ZM119 77H120V75H119ZM123 77V76H122ZM179 77V78H180ZM204 77V78H203ZM209 79L208 80H204V82H209V80L211 79V76L209 75ZM220 77V76H219ZM223 77V76H222ZM233 77V76H232ZM244 77V76H243ZM263 77V76H262ZM52 78H54V76L52 77ZM57 78V77H56ZM65 78V77H64ZM64 78H62V80H64ZM69 78V77H68ZM100 78V77H99ZM101 78H102V76H101ZM104 78V77H103ZM118 78V77H117ZM137 78V77H136ZM196 78V77H195ZM216 78V77H215ZM55 79V78H54ZM71 79H74V78H71ZM118 79H121V77L120 78H118ZM123 79V78H122ZM159 79V78H158ZM161 79H162V76H161ZM189 79V77L187 78V80ZM201 79V78H200ZM212 79L214 80V78L212 77ZM211 79V80H212ZM219 79V78H218ZM227 79V78H226ZM225 79V80H226ZM242 79V78H241ZM263 79V80H262ZM91 80V79H90ZM170 80V79H169ZM191 81H192V79H190ZM202 80H200L201 82H203ZM211 80H210V82H209V84H211ZM220 80V79H219ZM233 80V79H232ZM238 81H239V77H238V79H237ZM246 80H247V78H246ZM77 81V80H76ZM96 81V80H95ZM100 81V80H99ZM110 81V80H109ZM109 81H108V83H106L107 85H106V88H105V86H104V88H105V90H106V94L109 96V97H113V99L115 98V99H117V101L118 100H120V96H119V94L117 93V91L116 90H118V89H116L115 88V86H114V84H111V83H109ZM122 81V80H121ZM138 81V80H137ZM157 81V80H156ZM161 81V80H160ZM159 81V82H160ZM165 81V79L163 80V83H165V86H166V83L167 82H164ZM166 81H168L167 79H166ZM186 81V80H185ZM217 81V80H216ZM222 81H224V80H222ZM236 81V80H235ZM238 81H236V82H238ZM244 81H245V77H244ZM243 81V82H244ZM48 82V81H47ZM68 82V81H67ZM89 82V81H88ZM87 82V83H88ZM94 81H92V83H93ZM111 82V81H110ZM193 82V81H192ZM194 82H196L195 81V79H194ZM193 82V83H194ZM203 82V84H207V83H204ZM219 82V81H218ZM221 82V81H220ZM242 82V83H243ZM3 83H4V81H3ZM7 83V82H6ZM91 83V82H90ZM90 84V85H93V84ZM95 83V82H94ZM100 83H101V81H100ZM197 83V82H196ZM213 83V82H212ZM227 83V82H226ZM240 82H238V85L240 86V84H239ZM15 84V83H14ZM25 84V83H24ZM104 84V83H103ZM168 84H171V83H169V81H168ZM173 84V83H172ZM202 84V85H203ZM216 84V83H215ZM214 84V85H215ZM218 84V83H217ZM222 84H224V83H222ZM221 84V85H222ZM237 84V83H236ZM246 84V83H245ZM248 84V83H247ZM247 84H246V86H247ZM8 85V84H7ZM47 85V84H46ZM137 85V84H136ZM143 85V86H144ZM150 85H152V82H151V84ZM176 85H175V87H176ZM201 85V84H200ZM208 85V84H207ZM225 85V84H224ZM243 85V84H242ZM4 86H5V84H4ZM36 86H38V85H36ZM43 86V85H42ZM94 86H96V85H94ZM170 86V85H169ZM172 86V85H171ZM190 86V85H189ZM193 87H191V88H194V85H192ZM205 86V85H204ZM213 86V85H212ZM218 86V85H217ZM16 87V86H15ZM54 87V86H53ZM58 87V86H57ZM98 87H100V86H98ZM152 87V86H151ZM155 87H157V86H155ZM164 87V86H163ZM162 87V88H163ZM168 87V86H167ZM173 88H174V85L172 86ZM199 87V86H198ZM202 87V86H201ZM206 87V86H205ZM210 87V86H209ZM216 87V86H215ZM222 87V86H221ZM231 87H232V85H231ZM230 87V88H231ZM236 87V86H235ZM245 87V86H244ZM248 87V88H249ZM26 88V87H25ZM34 88V87H33ZM41 88V87H40ZM102 88V87H101ZM118 88V87H117ZM137 88H135V89H137ZM144 88V87H143ZM161 88V89H162ZM166 88V87H165ZM196 89H198L197 87H195ZM238 88V87H237ZM236 88V89H237ZM243 88V87H242ZM241 88V89H242ZM13 89H14V87H13ZM51 89V88H50ZM90 89V88H89ZM94 89V88H93ZM137 89V90H138ZM205 89V88H204ZM211 89H212V87H211ZM221 89V88H220ZM224 89H226V88H224ZM240 89V88H239ZM254 89H251V90H254ZM18 90V89H17ZM59 90V89H58ZM91 90H92V87H91ZM97 90V89H96ZM99 90V89H98ZM137 90H135V91H137ZM147 90H149L148 88H147ZM165 90V89H164ZM199 90V89H198ZM203 90V89H202ZM209 90V89H208ZM215 90V89H214ZM233 90V89H232ZM22 91V90H21ZM28 91V90H27ZM39 91V90H38ZM48 91V90H47ZM53 91V90H52ZM51 91V92H52ZM169 91V90H168ZM175 91H174V93H175ZM204 91V90H203ZM219 91V90H218ZM224 91V90H223ZM241 91V90H240ZM246 91V90H245ZM262 91H263V89H262ZM12 92H14V90L12 91ZM89 92V91H88ZM99 92V91H98ZM101 92V91H100ZM103 92V91H102ZM119 92V91H118ZM157 92V91H156ZM205 92H208V91H205ZM210 92V91H209ZM242 92V91H241ZM264 92V91H263ZM34 93V92H33ZM53 93V92H52ZM136 93V92H135ZM149 94L151 93V91L149 90V92H148ZM155 93V92H154ZM171 93V92H170ZM212 93V92H211ZM213 93H214V91H213ZM213 93H212V95H213ZM217 93V92H216ZM230 93H232V92H230ZM239 93V92H238ZM245 93V92H244ZM253 93V92H252ZM1 94V93H0ZM17 94V93H16ZM37 94V93H36ZM41 94V93H40ZM39 94V95H40ZM49 94V93H48ZM57 94V93H56ZM61 94V93H60ZM102 94V93H101ZM149 94H148V96H149ZM173 94V93H172ZM217 94H219V92L217 93ZM227 94V93H226ZM225 94V95H226ZM233 94H235L236 95V92L235 93H233ZM246 94V93H245ZM261 94V93H260ZM74 95H76V93L74 94ZM89 95V94H88ZM137 95H138V93H137ZM167 95V94H166ZM222 95V94H221ZM230 95V94H229ZM240 95V94H239ZM242 95H243V93H242ZM249 95V94H248ZM264 95V94H263ZM12 97H13V95H11ZM20 96V95H19ZM34 96V95H33ZM47 96V95H46ZM49 96H51V95H49ZM48 96V97H49ZM151 96V95H150ZM153 96V95H152ZM168 96V95H167ZM170 96H171V94H170ZM174 97L175 96H177V95H173ZM172 96V97H173ZM180 96V97H179ZM205 96H206V94H205ZM204 96V97H205ZM216 96H218V95H216ZM223 96V95H222ZM238 96V95H237ZM258 96V95H257ZM262 96V95H261ZM55 97V96H54ZM111 97V98H112ZM198 97H199V95H198ZM226 97V96H225ZM248 97V96H247ZM21 98V97H20ZM140 98V97H139ZM152 98V97H151ZM166 98V97H165ZM207 98H210V97H207ZM216 98V97H215ZM214 98V99H215ZM219 98V97H218ZM222 98V97H221ZM234 98V97H233ZM238 98V97H237ZM16 99V98H15ZM22 99H24V98H22ZM57 99V98H56ZM55 99V100H56ZM61 99V98H60ZM59 99V100H60ZM66 99V98H65ZM70 99H72V98H70ZM114 99V100H115ZM145 99V98H144ZM148 99V98H147ZM154 99V98H153ZM153 99H151V100H153ZM167 99V98H166ZM170 99V98H169ZM174 99H176V98H174ZM195 99H197V101H195ZM211 99V98H210ZM226 99V98H225ZM228 99V98H227ZM230 99V98H229ZM240 99V98H239ZM246 99V98H245ZM250 99V98H249ZM251 99H252V97H251ZM254 99V98H253ZM262 99V98H261ZM260 99V100H261ZM74 100V99H73ZM87 100H89V99H87ZM150 100V99H149ZM168 100V99H167ZM178 99H176L175 101H177ZM207 100V99H206ZM205 100V101H206ZM224 100V99H223ZM241 100H242V97H241ZM58 101V100H57ZM158 101V100H157ZM160 101V100H159ZM158 101V102H159ZM162 101V100H161ZM169 101V100H168ZM200 101V102H201ZM216 101V100H215ZM220 101V100H219ZM247 101V100H246ZM253 101H256V100H253ZM3 102V101H2ZM1 102V103H2ZM21 103H22V101H20ZM25 102V101H24ZM54 102V101H53ZM89 102V101H88ZM138 102V101H137ZM173 102V104H175L174 103V100L172 101ZM209 102V101H208ZM234 102V101H233ZM241 102H243V104H244V102L245 101H241ZM248 102V101H247ZM30 103V102H29ZM52 103V102H51ZM74 103V102H73ZM113 103H114V101H113ZM120 103V102H119ZM160 103V102H159ZM159 103H158V105H159ZM215 103V102H214ZM221 103V102H220ZM224 103V102H223ZM226 103V102H225ZM236 103V102H235ZM234 103V104H235ZM238 103H240V102H238ZM249 103H250V101H249ZM71 104V103H70ZM97 104V103H96ZM132 104V103H131ZM157 104V103H156ZM161 104V103H160ZM177 104V103H176ZM175 104V105H176ZM200 104V103H199ZM202 104V103H201ZM209 104V103H208ZM218 104H219V102H218ZM222 104V103H221ZM220 104V105H221ZM231 104V103H230ZM242 104V103H241ZM264 104V103H263ZM19 105V104H18ZM27 105V104H26ZM34 105V104H33ZM42 105V104H41ZM164 105V104H163ZM178 105H180L179 104V101H178ZM227 105V104H226ZM226 105H225V107H226ZM233 105V104H232ZM246 105H247V103H246ZM245 105V106H246ZM250 105V104H249ZM248 105V106H249ZM257 105V104H256ZM260 105H261V103H260ZM260 105H258V106H260ZM32 106V105H31ZM30 106V107H31ZM59 106V105H58ZM89 106L90 105H88V107H87V109L89 108ZM124 106V105H123ZM126 106V105H125ZM181 106V105H180ZM214 106H216V104L214 105ZM219 106V105H218ZM238 106V105H237ZM12 107V106H11ZM56 107V106H55ZM54 107V108H55ZM63 107V106H62ZM92 107V106H91ZM99 107V106H98ZM133 107H134V105H133ZM161 107V106H160ZM223 107V106H222ZM229 107V106H228ZM255 107V106H254ZM253 107V108H254ZM15 108V107H14ZM40 108V107H39ZM60 108V107H59ZM93 108V107H92ZM118 108H119V106H118ZM127 108V107H126ZM132 108V107H131ZM137 108V107H136ZM245 108V107H244ZM247 108V107H246ZM256 108V107H255ZM261 108V107H260ZM259 108V109H260ZM264 108V107H263ZM19 109V108H18ZM53 109V108H52ZM113 109V108H112ZM129 109V108H128ZM209 109V108H208ZM223 109H224V107H223ZM222 109V110H223ZM237 109H239V108H237ZM258 109V108H257ZM14 110V109H13ZM17 110V109H16ZM61 110V109H60ZM114 110V109H113ZM123 110V109H122ZM131 110V109H130ZM133 110V109H132ZM137 110V109H136ZM179 110V109H178ZM221 110V111H222ZM226 110V109H225ZM245 110V109H244ZM243 110V111H244ZM250 110H252L251 108H250ZM255 110V109H254ZM23 111V110H22ZM45 111V110H44ZM90 111V110H89ZM97 111V110H96ZM101 111V110H100ZM117 111V110H116ZM119 111V110H118ZM120 111H121V109H120ZM124 111V110H123ZM123 111H121V112H123ZM207 111V110H206ZM224 111V110H223ZM222 111V112H223ZM232 111V110H231ZM249 111V110H248ZM256 111V110H255ZM260 111V110H259ZM9 112H11V111H9ZM25 112V111H24ZM38 112V111H37ZM48 112H50L49 110H48ZM61 112V111H60ZM120 112V113H121ZM130 112V111H129ZM128 112V113H129ZM133 112V111H132ZM135 112V111H134ZM167 112V111H166ZM176 112V111H175ZM175 112H174V114H175ZM204 112V111H203ZM215 112V111H214ZM227 112V111H226ZM239 112V111H238ZM8 113V112H7ZM12 113V112H11ZM22 113V112H21ZM39 113V112H38ZM62 113V112H61ZM116 113H118V112H116ZM124 113V112H123ZM138 113V112H137ZM142 113V112H141ZM220 113V112H219ZM242 113V112H241ZM246 113H248V112H246ZM251 113V116L253 115V113L252 112H250ZM250 113H248V114H250ZM256 113V112H255ZM13 114V113H12ZM28 114V113H27ZM101 114V113H100ZM115 114V113H114ZM119 114V113H118ZM144 114V113H143ZM168 114H169V112H168ZM240 114V113H239ZM31 115V114H30ZM56 115V114H55ZM90 115H91V113H90ZM92 115H93V113H92ZM98 115V114H97ZM117 115V114H116ZM123 115V114H122ZM146 115V114H145ZM144 115V116H145ZM162 115V114H161ZM164 115H166V114H164ZM199 115V116H198ZM203 115V114H202ZM202 115H201V117H202ZM210 115V114H209ZM215 115H216V113H215ZM220 115V114H219ZM231 115V114H230ZM245 115V114H244ZM257 115V114H256ZM261 115H264V114H261ZM261 115H260V117H261ZM59 116V115H58ZM75 116V115H74ZM104 116V115H103ZM125 116V115H124ZM127 116V115H126ZM133 116V115H132ZM135 116H137V115H135ZM134 116V117H135ZM169 116V115H168ZM171 116V115H170ZM205 116H208V115H205ZM212 116V115H211ZM222 116V115H221ZM227 116V115H226ZM234 116V115H233ZM247 116V115H246ZM9 117V116H8ZM12 117V116H11ZM17 117V116H16ZM21 117V116H20ZM32 117V116H31ZM45 117V116H44ZM57 117V116H56ZM77 117V116H76ZM83 117V116H82ZM81 117V118H82ZM129 117V116H128ZM165 117V116H164ZM176 117V116H175ZM181 117V116H180ZM200 117V118H201ZM214 117V116H213ZM225 117V116H224ZM250 117V116H249ZM254 117H255V114H254ZM259 117V116H258ZM6 118H7V116H6ZM13 118V117H12ZM27 118V117H26ZM49 118V117H48ZM85 118H86V116H85ZM88 118V117H87ZM90 118V117H89ZM97 118H98V116H97ZM121 118H122V116H121ZM120 118V119H121ZM130 118H132V117H130ZM171 118V117H170ZM183 118H185V117H183ZM205 118V117H204ZM212 118V117H211ZM217 118V117H216ZM215 118V119H216ZM219 118V117H218ZM241 118H242V116H241ZM256 118V117H255ZM261 118H263V117H261ZM14 119V118H13ZM24 119V118H23ZM31 119V118H30ZM83 119V118H82ZM91 119V118H90ZM101 119V118H100ZM105 119H107L106 118V116H105ZM118 119H119V117H118ZM127 119H129V118H127ZM177 119V118H176ZM175 119V120H176ZM199 119V118H198ZM202 119V118H201ZM214 119V120H215ZM228 119V118H227ZM229 119H231V118H229ZM228 119V120H229ZM234 119H236V118H234ZM233 119V120H234ZM238 119V118H237ZM251 119V118H250ZM44 120V119H43ZM49 120V119H48ZM84 120H86V119H84ZM97 120H99V119H97ZM122 120H125V117H124V119H122ZM144 120V119H143ZM174 120V119H173ZM178 120V119H177ZM183 120V119H182ZM206 120V119H205ZM213 120V119H212ZM220 120H221V118H220ZM245 120V119H244ZM19 121V120H18ZM30 121V120H29ZM32 121V120H31ZM41 121V120H40ZM47 121V120H46ZM60 121V120H59ZM79 121H80V119H79ZM82 121V120H81ZM94 121H95V119H94ZM128 121V120H127ZM131 121V120H130ZM135 121V120H134ZM139 121V120H138ZM179 121V120H178ZM178 121H176L175 123H177ZM187 121V120H186ZM195 121V122H194ZM201 121V120H200ZM226 121V120H225ZM237 121V120H236ZM263 121H264V119H263ZM17 122V121H16ZM48 122H50V120L48 121ZM85 122V121H84ZM87 122V121H86ZM91 122V121H90ZM96 122V121H95ZM99 122V121H98ZM113 122V121H112ZM115 122V121H114ZM124 122V121H123ZM136 122V121H135ZM144 122V121H143ZM145 122H147L146 120H145ZM188 122V121H187ZM191 122V123H192ZM202 123H198V125L196 124V128H198L199 129V131L200 132H202V133H204V132H207V129H209V128H207L206 129V127H205V129H206V131H204V127L203 126H205V123H204V125H203V121H201ZM205 122V121H204ZM227 122V121H226ZM230 122V121H229ZM244 122V121H243ZM251 121H249L248 123H250ZM29 123V122H28ZM32 123V122H31ZM43 123V122H42ZM51 123H52V121H51ZM125 123H126V121H125ZM140 123H142V122H140ZM175 123H173V121H171V120H169L168 118H167V120L165 121V128L163 129V131H160L161 133L160 134H156V135H159L157 138L158 139H155L156 141H154V143L155 142H157L158 143V141H159V139L162 137V135H164V134H166L167 133V131H168V129H169V127H173V125H175ZM181 123V122H180ZM213 123V122H212ZM248 123H247V125H248ZM254 123V122H253ZM259 123V120H258V122H257V124ZM10 124V123H9ZM23 124V123H22ZM40 124H41V122H40ZM89 124H91V123H89ZM94 124V123H93ZM100 124V123H99ZM99 124H96L97 126H99ZM133 124V123H132ZM139 124V123H138ZM183 124V123H182ZM181 124V125H182ZM199 124H202V125H200L199 126ZM211 124V123H210ZM235 124V123H234ZM8 125V124H7ZM6 125V126H7ZM20 125H21V123H20ZM44 125V124H43ZM53 125V124H52ZM56 125V124H55ZM79 125V124H78ZM118 125V124H117ZM128 125V124H127ZM130 125V124H129ZM146 125V124H145ZM177 125V124H176ZM209 125V124H208ZM228 125V124H227ZM233 125V124H232ZM255 125V124H254ZM261 125V124H260ZM10 126H13V125H11L10 124ZM9 126V127H10ZM17 126V125H16ZM19 126V125H18ZM28 126V125H27ZM39 126V125H38ZM104 126V125H103ZM133 126V125H132ZM137 126V125H136ZM142 126V125H141ZM149 126V125H148ZM147 126V127H148ZM191 126V125H190ZM215 126V125H214ZM213 126V127H214ZM216 126H218V125H216ZM14 127V126H13ZM40 127V126H39ZM44 128H45V126H43ZM52 127H54V126H52ZM102 127V126H101ZM101 127H100V129H101ZM150 127V126H149ZM148 127V128H149ZM194 127V126H193ZM207 127H209V126H207ZM248 127V126H247ZM251 127V126H250ZM8 128V127H7ZM6 128V129H7ZM19 128V127H18ZM31 128L32 129H34L32 126H31ZM41 128H42V126H41ZM47 128V127H46ZM55 128V127H54ZM99 128V127H98ZM114 128H115V126H114ZM123 128V127H122ZM141 128V127H140ZM222 128V127H221ZM220 128V129H221ZM231 128V127H230ZM241 128V127H240ZM245 128H246V126H245ZM12 129V128H11ZM11 129H9V130H11ZM24 129V128H23ZM30 129V128H29ZM43 129V128H42ZM52 130H53V128H51ZM96 129V128H95ZM103 129V128H102ZM120 129V128H119ZM144 129H145V127H144ZM170 129H172V128H170ZM197 129V130H198ZM216 129V128H215ZM224 129V128H223ZM256 129V128H255ZM255 129H254V131H255ZM3 130H5L4 128H3ZM85 130H86V128H85ZM94 130V129H93ZM97 130V129H96ZM117 130V129H116ZM126 130V129H125ZM143 130V129H142ZM159 130V129H158ZM176 130V129H175ZM180 130V129H179ZM211 130V129H210ZM243 130V129H242ZM246 130V129H245ZM0 131H1V128H0ZM41 131V130H40ZM83 131V130H82ZM90 131V130H89ZM92 131V130H91ZM90 131V132H91ZM109 131H110V129H109ZM146 131H147V129H146ZM232 131V130H231ZM257 131V130H256ZM259 131V130H258ZM3 132V131H2ZM27 132V131H26ZM47 132V131H46ZM46 132H44V133H46ZM57 132V131H56ZM95 132V131H94ZM99 132V131H98ZM114 132V131H113ZM119 132V131H118ZM118 132H116V133H118ZM144 132H145V130H144ZM153 132V131H152ZM190 132V131H189ZM188 132V133H189ZM212 132V131H211ZM13 133V132H12ZM18 133V132H17ZM22 133V132H21ZM37 133H38V131H37ZM44 133H41V134H44ZM50 132H48V134H49ZM52 133V132H51ZM58 134H59V132H57ZM96 133V132H95ZM100 134H101V132H99ZM126 133V132H125ZM124 133V134H125ZM139 133V132H138ZM141 133V132H140ZM139 133V134H140ZM158 133V132H157ZM176 133V132H175ZM182 133V132H181ZM228 133V132H227ZM9 134H10V132H9ZM28 134V133H27ZM31 134H33V133H31ZM35 134V133H34ZM47 134V135H48ZM57 134V135H58ZM127 134V133H126ZM138 134V135H139ZM142 134H144V133H142ZM190 134V133H189ZM197 134V133H196ZM205 134V133H204ZM208 134V133H207ZM211 134V133H210ZM214 134V133H213ZM218 134V133H217ZM221 134V133H220ZM224 134H225V132H224ZM98 135V134H97ZM103 135V134H102ZM123 135V134H122ZM122 135H120V137L122 136ZM151 135V134H150ZM185 135V134H184ZM202 135V134H201ZM209 135V134H208ZM207 135V136H208ZM236 135V134H235ZM261 135V134H260ZM1 136V135H0ZM7 136H9L8 134H7ZM12 136V135H11ZM11 136H9V137H11ZM31 136V135H30ZM34 136V135H33ZM36 136V135H35ZM39 136V135H38ZM37 136V137H38ZM51 136V135H50ZM53 136V135H52ZM94 136V135H93ZM108 136V135H107ZM114 136V135H113ZM144 136V138H147V137H145L146 135H143ZM168 136V135H167ZM178 136V135H177ZM197 136V135H196ZM206 136V135H205ZM221 136V135H220ZM232 136H234V135H232ZM21 137H22V135H21ZM97 137V136H96ZM118 137V136H117ZM117 137H114V138H117ZM156 137V136H155ZM210 137V136H209ZM224 137V136H223ZM223 137H221V139H224ZM252 137V136H251ZM19 138V137H18ZM29 138V137H28ZM32 138V137H31ZM33 138H35V137H33ZM123 138V137H122ZM121 138V139H122ZM126 138V137H125ZM136 138V137H135ZM163 138V137H162ZM180 138V137H179ZM189 138H190V136H189ZM203 138V137H202ZM208 138V137H207ZM206 138V139H207ZM219 138V137H218ZM218 138H217V141H218ZM248 138V137H247ZM257 138V137H256ZM1 139V138H0ZM16 139V138H15ZM96 139V138H95ZM120 139V138H119ZM118 139V140H119ZM124 139V138H123ZM137 139V138H136ZM135 139V140H136ZM184 139V138H183ZM191 139V138H190ZM189 139V140H190ZM205 139V138H204ZM225 139H226V136H225ZM255 139V138H254ZM8 140V139H7ZM13 140V139H12ZM24 139H22L21 141H23ZM30 140V139H29ZM33 140V139H32ZM36 140V139H35ZM39 140V139H38ZM57 140V139H56ZM55 140V141H56ZM133 140V139H132ZM131 140V141H132ZM163 140V139H162ZM200 140V139H199ZM202 140V139H201ZM46 141H47V139H46ZM66 141V140H65ZM113 141V140H112ZM116 141V140H115ZM134 141V140H133ZM138 141V140H137ZM146 141V140H145ZM148 141V140H147ZM191 141H193V140H191ZM203 141H205V140H203ZM219 141H220V138H219ZM221 141H223V143H225V145L224 146H227V145H230V144H226V142H224L225 140H221ZM220 141V142H221ZM226 141H227V139H226ZM229 141V140H228ZM234 141V140H233ZM245 141V140H244ZM17 142V141H16ZM36 142V141H35ZM38 142V141H37ZM48 142V141H47ZM103 142V141H102ZM101 142V143H102ZM109 142V141H108ZM116 142H118V141H116ZM127 142V141H126ZM136 142V141H135ZM139 142V141H138ZM151 142V141H150ZM160 142V141H159ZM186 142H187V140H186ZM212 142H214V143H212ZM250 142V141H249ZM18 143V142H17ZM44 143V142H43ZM52 143V142H51ZM96 143V142H95ZM99 143V142H98ZM115 143V142H114ZM153 143V142H152ZM189 143V142H188ZM195 143H197V142H195ZM201 143V142H200ZM219 143V142H218ZM218 143H216L215 144V140L213 141L211 138H210V140L208 139V141L206 140L205 141V143L203 142V144L201 145V150H203L204 152H205V155H206V157L208 158V160H210V165H211V168H213L214 169V171L216 172V173H218V175H221L224 171H230L231 173H234V171H236L234 168H232V167H234V166H232V164H233V162H232V164H230V166H231V170H230V166H229V163H230V161L228 162V160H230V159H225V155L224 154H222L221 153V151H219V149L220 148H218V146H217V144ZM223 143H220L219 144V147H220V145L221 146H223ZM231 143V142H230ZM27 144V143H26ZM40 144V143H39ZM46 144V143H45ZM107 144V143H106ZM116 144V143H115ZM120 144H121V142H120ZM123 144V143H122ZM133 144V142L131 143V145ZM151 144V143H150ZM159 144H161V142L159 143ZM167 144V143H166ZM243 144V143H242ZM251 144V143H250ZM258 144V143H257ZM14 145V144H13ZM18 145V144H17ZM21 145V144H20ZM32 145H34V144H32ZM31 145V146H32ZM66 145V144H65ZM128 145V144H127ZM127 145H126V148H128L127 147ZM136 145H138V144H136ZM141 145V144H140ZM154 145H156V144H154ZM158 145V144H157ZM199 145V144H198ZM241 145V144H240ZM9 146V145H8ZM24 146H25V144H24ZM23 146V147H24ZM28 147H29V145H27ZM40 146V145H39ZM58 146V145H57ZM135 146V145H134ZM149 146V145H148ZM165 146V145H164ZM11 147H12V145H11ZM19 147H21V146H19ZM35 147V146H34ZM64 147V146H63ZM67 147V146H66ZM103 147V146H102ZM111 147V146H110ZM122 148H124L125 147V145H124V147H123V145L121 146ZM136 147V146H135ZM143 148H144V146H142ZM154 147V146H153ZM169 147V146H168ZM114 148V147H113ZM147 148V147H146ZM150 148V147H149ZM162 148V147H161ZM222 148V147H221ZM225 148V147H224ZM223 148V149H224ZM229 148H230V146H229ZM260 148V147H259ZM9 149H10V147H9ZM8 149V150H9ZM13 149H15V147L13 148ZM17 149V148H16ZM118 149H120V148H118ZM125 149V148H124ZM136 149V148H135ZM139 149V148H138ZM154 149V148H153ZM159 149V148H158ZM167 149V148H166ZM200 149V148H199ZM227 149H228V147H227ZM257 149V148H256ZM18 150V149H17ZM23 150V149H22ZM24 150H26L25 148H24ZM58 150V149H57ZM99 150V149H98ZM110 150V149H109ZM123 150V149H122ZM130 150V149H129ZM143 150V149H142ZM169 151H170V149H168ZM193 150V149H192ZM198 150V149H197ZM229 150V149H228ZM237 150V149H236ZM12 151H14L15 152V150H12ZM29 151V150H28ZM34 151V150H33ZM52 151V150H51ZM100 151V150H99ZM119 151H121V150H119ZM126 151V150H125ZM153 151H155V149L153 150ZM169 151H167V152H169ZM194 151V150H193ZM231 151H233L232 149H231ZM246 151V150H245ZM257 151V150H256ZM1 153H2V151H0ZM17 152V151H16ZM25 152V151H24ZM31 152V151H30ZM109 152V151H108ZM112 152V151H111ZM123 152V151H122ZM137 152V151H136ZM135 152V153H136ZM222 152H224V151H222ZM7 153V152H6ZM32 153V152H31ZM31 153H30V155H31ZM41 153V152H40ZM119 153V152H118ZM134 153V154H135ZM156 153V152H155ZM155 153H153V154H155ZM163 153V152H162ZM161 153V154H162ZM233 153V152H232ZM231 153V154H232ZM241 153V152H240ZM244 153V152H243ZM3 154V153H2ZM26 154H28V152L26 153ZM37 154H39V153H37ZM50 154V153H49ZM103 154V153H102ZM124 154V153H123ZM130 154V153H129ZM149 154V153H148ZM160 154V153H159ZM158 154V155H159ZM173 154V153H172ZM176 154H178V153H176ZM236 154V153H235ZM247 154V153H246ZM5 154H3L2 156H4ZM10 155H11V153H10ZM34 155V154H33ZM85 155H86V153H85ZM166 155H167V153H166ZM201 155H203V154H201ZM224 155V156H223ZM1 156V155H0ZM22 156H25L24 154L22 155ZM55 156V155H54ZM91 156H92V154H91ZM125 156H127V155H125ZM129 156V155H128ZM127 156V157H128ZM130 156H132V155H130ZM172 156V155H171ZM243 156V155H242ZM250 156H252V155H250ZM30 157V156H29ZM35 157V156H34ZM95 157V156H94ZM97 157V156H96ZM113 157V156H112ZM164 157V156H163ZM166 158H167V156H165ZM228 157V156H227ZM239 157H240V155H239ZM239 157H237V158H239ZM253 157V156H252ZM260 157L261 158H264V157H262V155H260ZM21 158H23V157H21ZM50 158H52V157H50ZM60 158V157H59ZM122 158V157H121ZM129 158V157H128ZM150 158V157H149ZM151 158H152V156H151ZM173 158V157H172ZM204 158V157H203ZM231 158V157H230ZM235 158V157H234ZM245 158V157H244ZM1 159V158H0ZM8 159V158H7ZM26 159V158H25ZM110 159V158H109ZM205 159V158H204ZM250 159V158H249ZM257 159V158H256ZM6 160V159H5ZM4 159H2L1 161V163L0 164H3L4 165V167H5V169H9V166H8V163H7V161H5ZM12 160V159H11ZM15 160V159H14ZM23 160V159H22ZM37 160V159H36ZM72 160V159H71ZM74 160V159H73ZM95 160V159H94ZM115 160V159H114ZM113 160V161H114ZM147 160V159H146ZM152 160V159H151ZM156 160V159H155ZM162 160V159H161ZM167 160V159H166ZM178 160V159H177ZM207 160V161H208ZM237 160V159H236ZM235 160V161H236ZM240 160H241V157H240ZM255 160V159H254ZM257 160H259V159H257ZM16 161V160H15ZM19 161V160H18ZM76 161V160H75ZM80 161V160H79ZM86 161V160H85ZM93 161V160H92ZM91 161V162H92ZM127 161V160H126ZM171 161V160H170ZM176 161V160H175ZM182 161V160H181ZM184 161V160H183ZM202 161V160H201ZM242 161V160H241ZM12 162V161H11ZM56 162V161H55ZM78 162V161H77ZM81 162H84V160L83 161H81ZM90 162V163H91ZM95 162V161H94ZM150 162V161H149ZM177 162V161H176ZM178 162L179 163H181L180 162V160H178ZM204 162V161H203ZM238 162V161H237ZM240 162V161H239ZM256 162V161H255ZM258 162V161H257ZM10 163V162H9ZM14 163H16V162H14ZM36 163H38V162H36ZM75 163V162H74ZM128 163V162H127ZM147 163V162H146ZM171 163V162H170ZM209 163V162H208ZM18 164V163H17ZM77 164V163H76ZM122 164V163H121ZM173 164V163H172ZM201 164V163H200ZM243 164V163H242ZM246 164V163H245ZM14 165V164H13ZM12 165V166H13ZM70 165V164H69ZM93 165V164H92ZM123 165V164H122ZM202 165V164H201ZM207 165V164H206ZM209 165V164H208ZM207 165V166H208ZM209 165V166H210ZM241 165V164H240ZM244 165V164H243ZM35 166V165H34ZM46 166V165H45ZM44 166V167H45ZM63 166V165H62ZM82 166V165H81ZM156 166V165H155ZM157 166H159L158 164H157ZM161 166V165H160ZM177 166V165H176ZM183 166V165H182ZM17 167V166H16ZM19 167V166H18ZM69 167V166H68ZM72 167H73V164H72ZM74 167H77V166H74ZM79 167V166H78ZM181 167V166H180ZM37 168V167H36ZM80 168V167H79ZM178 168H179V166H178ZM210 168V169H211ZM235 168H236V166H235ZM238 168H240V167H238ZM258 168V167H257ZM256 168V169H257ZM11 169V168H10ZM13 170H14V168H12ZM17 169V168H16ZM22 170H23V168H21ZM25 169V168H24ZM63 169H65V168H63ZM62 169V170H63ZM70 169V168H69ZM82 169V168H81ZM87 169V168H86ZM155 169V168H154ZM161 170H163L162 168H160ZM182 169V168H181ZM234 169V171H232ZM243 169V168H242ZM251 169V168H250ZM254 169V168H253ZM252 169V170H253ZM263 169V168H262ZM21 170V171H22ZM43 170V169H42ZM48 170V169H47ZM52 170H53V168H52ZM67 170V169H66ZM84 170V169H83ZM157 170H159V169H157ZM160 170V171H161ZM255 170V169H254ZM7 171H9V170H7ZM20 171V172H21ZM37 171V170H36ZM70 171H71V169H70ZM77 171V170H76ZM75 171V172H76ZM159 171V172H160ZM4 172V171H3ZM5 172H6V170H5ZM16 172V171H15ZM31 172V171H30ZM39 172V171H38ZM37 172V173H38ZM44 172V171H43ZM59 172H60V170H59ZM65 172V171H64ZM82 172V171H81ZM139 172V171H138ZM244 172V171H243ZM243 172H241V173H243ZM256 172V171H255ZM58 173V172H57ZM63 173V172H62ZM69 173V172H68ZM78 173V172H77ZM84 173V172H83ZM164 173V172H163ZM162 173V174H163ZM180 173V172H179ZM185 173V172H184ZM236 174H237V171L235 172ZM254 172H252V174H253ZM261 173H263V172H261ZM32 174V173H31ZM39 174V173H38ZM42 174V173H41ZM67 174V173H66ZM159 174H161V173H159ZM225 174V173H224ZM227 174H228V172H227ZM256 174V173H255ZM258 174V173H257ZM7 175V174H6ZM10 175V174H9ZM16 175V174H15ZM54 175V174H53ZM57 175V174H56ZM188 175V174H187ZM214 175H215V173H214ZM213 175V176H214ZM235 174H233L232 175V177L230 178V179H232V181L231 182H233V184H232V187L234 186V188H231L233 191H235V192H238V191H236L235 190V188L237 189L238 188V185L239 184H242V183H240L239 182V184H238V181H239V179H237V177L236 176H238V174L237 175H235ZM13 176H14V174L12 173L11 174V176L9 177V179H11V181L13 182V185H15L16 186V191H17V193H18V196H15L17 199H19L20 201H21V206H23L22 207V210H24L27 206H32V207H34V209H36V210H38L39 211V214H37L36 216H38L39 215V217L38 218H34L33 220H35L36 222H34V223H36V224H39V226H41L42 228H44L45 230H47V231H50V233L51 234H54L55 235V233L57 234V233H59V232H65V229H64V231L60 228V227H62L63 226V224H61V223H63V222H60L61 220H59V218H60V216H59V218L58 217H55V218H58L57 220H59V224H60V227H57V226H55L56 224H57V222H56V219L54 218V217H52L53 215H54V213H56V212H53V214H52V216H50V215H48V217H44V216H42L41 215V213H42V209H43V207L48 203V201L50 200L51 202H52V200L51 199H49L48 200V198H47V196L46 195H48V194H50V193H48L47 192V190H46V192L44 193V191H45V189H44V191L43 190H41L40 192H42L43 191V193H44V195L42 194H40V193H37L36 192V190L34 191V190H32L31 189V187L32 186H30L29 184H31L30 182L28 183V181H25L24 180V178L23 179H21V177H20V175L18 176L19 178H15V176H14V178H13ZM64 176V175H63ZM63 176H62V178H63ZM68 176V175H67ZM83 176H85V175H83ZM158 176V175H157ZM185 176V175H184ZM224 176V175H223ZM241 176V175H240ZM240 176H239V178H240ZM249 176V175H248ZM262 176V175H261ZM50 177H51V175H50ZM162 177V176H161ZM182 177V176H181ZM216 177H218V176H216ZM245 177V176H244ZM257 177H260V175H258ZM27 178V177H26ZM49 178V177H48ZM52 178V177H51ZM55 178V177H54ZM57 178H58V175H57ZM221 178H222V176H221ZM220 178V179H221ZM229 178V177H228ZM227 178V179H228ZM250 178V177H249ZM256 178V177H255ZM264 178V177H263ZM19 179V180H18ZM28 179H30V178H28ZM59 179V178H58ZM61 179V178H60ZM187 179V178H186ZM214 179V178H213ZM248 179V178H247ZM260 179V178H259ZM259 179H257V180H259ZM262 179V178H261ZM142 180V179H141ZM184 180V179H183ZM191 180V179H190ZM219 180V179H218ZM218 180H217V182H218ZM222 180H224L223 178H222ZM243 180V179H242ZM252 180V179H251ZM30 181H32L33 183H36V177H34V175L33 176H31V180ZM46 181V180H45ZM49 181H50V179H49ZM186 181V180H185ZM256 181V180H255ZM47 182V181H46ZM45 182V183H46ZM85 182V181H84ZM190 182V181H189ZM189 182H188V184H189ZM32 183V184H33ZM47 183H49V182H47ZM79 183H82V182H79ZM215 183H216V181H215ZM221 183V182H220ZM219 183V184H220ZM230 182H228V184H229ZM258 183H260V182H258ZM73 184V183H72ZM227 184V183H226ZM227 184V185H228ZM250 184V183H249ZM34 185V184H33ZM46 185H48V184H46ZM51 185V184H50ZM81 185V184H80ZM246 185H247V183H246ZM252 185H254V184H252ZM52 186V185H51ZM82 186V185H81ZM225 185H223L222 187H224ZM229 186V185H228ZM231 186V185H230ZM240 186H242V185H240ZM261 186H262V184H261ZM35 187H36V185H35ZM35 187H33V188H35ZM78 187V186H77ZM83 187V186H82ZM216 187V186H215ZM221 187V186H220ZM221 187V188H222ZM247 187V186H246ZM2 188V187H1ZM4 188V187H3ZM39 188V187H38ZM37 188V189H38ZM42 188V187H41ZM55 188V187H54ZM65 187H63V189H64ZM80 188V187H79ZM85 188V187H84ZM240 188H242V187H240ZM251 188V187H250ZM36 189V188H35ZM50 189V188H49ZM56 189V188H55ZM66 189V188H65ZM64 189V190H65ZM73 189H75V188H73ZM228 189V188H227ZM253 189V188H252ZM1 190V189H0ZM218 190H219V188H218ZM230 190V189H229ZM229 190H225L226 192L227 191H229ZM244 190H246V189H243L242 188V191L244 192ZM249 190V189H248ZM251 190V189H250ZM249 190V191H250ZM258 190V189H257ZM49 191V190H48ZM72 191V190H71ZM222 191V190H221ZM239 191H241V190H239ZM248 191V192H249ZM255 191V190H254ZM58 192V191H57ZM59 192H60V190H59ZM242 192V193H243ZM257 192V191H256ZM264 192V191H263ZM48 193V194H47ZM67 193V192H66ZM69 193V192H68ZM148 193V192H147ZM224 194V196H225V199L227 198L226 196L229 194V193H231L230 191L229 192H227V193H225V192H223ZM241 193V192H240ZM239 192H238V194H240ZM252 193V192H251ZM262 193V192H261ZM60 194V193H59ZM218 194V193H217ZM227 194V195H226ZM232 194V193H231ZM234 194V193H233ZM246 194V193H245ZM73 195H74V193H73ZM237 195V194H236ZM255 195V194H254ZM257 195H260V194H257ZM55 196H56V194H55ZM218 196H220V195H218ZM229 196V195H228ZM231 196V195H230ZM229 196V197H230ZM235 196V195H234ZM237 196H239V195H237ZM144 197V196H143ZM229 197H228V199H229ZM232 197H233V195H232ZM246 197V196H245ZM252 197H253V195H252ZM261 197H262V195H261ZM260 197V198H261ZM85 198V197H84ZM83 198V199H84ZM217 198H219V197H217ZM236 198H238V197H236ZM235 198V199H236ZM240 198H242V197H240ZM59 199V198H58ZM78 199V198H77ZM222 200H224V202H225V199L224 198H221ZM233 199V198H232ZM231 198L229 199V203L228 204H230L229 206H230V208H232L234 211H238V212H242V213H244V211L246 212V210H253V209H259L258 210V212L262 209V204H261V201H262V199L260 200L259 199V201H257V198H256V200L255 201H251V200H246V199H244V198H242L241 200L243 201H240L239 199H237V200H239V202L241 203V204H239V202H237L238 203V205H237V203H235V201L236 200H232ZM253 199H254V197H253ZM57 200V199H56ZM63 200V199H62ZM110 200V199H109ZM221 200V201H222ZM50 201H49V204H51L50 203ZM55 201V200H54ZM61 200H59V202H60ZM263 201H264V197H263ZM263 201H262V203H263ZM62 202V201H61ZM77 202V201H76ZM76 202H74V205H76L75 203ZM220 202V201H219ZM224 202H222V204L224 203ZM228 202V201H227ZM227 202H225V203H227ZM63 203V202H62ZM217 203V202H216ZM215 203V204H216ZM53 204H54V202H53ZM115 204V203H114ZM208 204V203H207ZM211 204V203H210ZM214 204V203H213ZM214 204V205H215ZM220 204V203H219ZM218 204V205H219ZM227 204V205H228ZM261 204V205H260ZM18 205V204H17ZM58 205V204H57ZM64 205V204H63ZM81 205V204H80ZM264 205V204H263ZM52 205H50V206H46L47 208V210L48 209H50V207H51ZM85 206H87L86 204H85ZM107 206V205H106ZM208 206V205H207ZM217 206V205H216ZM221 207H224V204L223 205H220ZM229 206H226V204H225V207H228L229 208ZM32 207H30V208H32ZM49 207V208H48ZM97 207V206H96ZM103 207V206H102ZM224 207V208H225ZM264 207V206H263ZM55 208V207H54ZM82 208V207H81ZM95 208V207H94ZM211 208V207H210ZM219 208V207H218ZM217 208V209H218ZM261 208V209H260ZM51 209H52V207H51ZM77 209V208H76ZM75 209V210H76ZM85 209V208H84ZM92 209H93V207H92ZM92 209H91V211H92ZM96 209V208H95ZM110 209V208H109ZM226 209V208H225ZM225 209H223L222 208V211L223 210H225ZM232 209H230V211L229 212H231V210ZM19 210H21V209H19ZM53 210V209H52ZM66 210V209H65ZM68 210V209H67ZM81 210V209H80ZM98 210V209H97ZM100 210V209H99ZM107 210V209H106ZM28 211V210H27ZM46 211V210H45ZM50 211V210H49ZM48 211V213H50ZM72 211V210H71ZM113 211V210H112ZM216 210H214V212H215ZM220 211V210H219ZM216 212L217 213V215H219L218 213H220V212ZM227 211V209H226V212H228ZM233 211V212H234ZM262 211H263V209H262ZM33 212H35V211H33ZM32 212V213H33ZM61 212V211H60ZM96 211H94V213H95ZM100 212V211H99ZM114 212V211H113ZM214 212H212V213H214ZM233 212H231V213H233ZM254 212V211H253ZM257 212V213H258ZM264 212V211H263ZM263 212H262V214H263ZM24 213H25V210H24ZM29 213V212H28ZM28 213H26V214H28ZM44 213V212H43ZM47 213V212H46ZM52 213V212H51ZM62 213H64V212H62ZM75 213H76V211H75ZM101 213V212H100ZM110 213V212H109ZM112 213V212H111ZM216 213H214V214H216ZM223 213H225V211L223 212ZM236 213V212H235ZM235 213L233 214L234 215V218H236V216H235ZM260 214H261V212H259ZM21 214H22V212H21ZM33 214H35V213H33ZM106 214V213H105ZM113 214V213H112ZM226 214L227 213H225V217H227L226 216ZM238 214H240V213H238ZM251 214H252V212H251ZM262 214H261V216H262ZM45 215V214H44ZM59 215V214H58ZM58 215H55V216H58ZM228 216H229V213L227 214ZM253 215H255V217H256V213H254ZM264 215V214H263ZM22 216V215H21ZM24 216V215H23ZM28 216H29V214H28ZM28 216L26 217L25 216V220H26V222H28L29 220L31 221L32 219L31 218H29V220L27 221V219L26 218H28ZM47 216V215H46ZM84 216V215H83ZM89 216V215H88ZM100 216V215H99ZM103 216V215H102ZM105 216V215H104ZM231 216V215H230ZM230 216L229 217H227V218H230ZM244 216V215H243ZM75 217H77V216H75ZM216 217V216H215ZM222 217V216H221ZM231 217H233V216H231ZM246 217V216H245ZM247 217H249V216H247ZM252 217V216H251ZM33 218V217H32ZM67 218V217H66ZM73 218V217H72ZM85 218V217H84ZM107 218V217H106ZM212 218H213V216H212ZM218 218H219V216H218ZM217 218V219H218ZM226 218V219H227ZM238 219L240 218V217H237ZM244 218V217H243ZM242 218V219H243ZM24 219V218H23ZM61 219V218H60ZM76 219V218H75ZM80 219V218H79ZM220 219V218H219ZM231 220H228V222H230L231 223V221H232V219L233 218H230ZM248 219H250V217L248 218ZM262 219H263V216H262ZM65 220V219H64ZM213 220H215V219H213ZM221 220V219H220ZM219 220V221H220ZM237 220V219H236ZM256 220V219H255ZM258 220H259V218H258ZM261 220V219H260ZM24 221V220H23ZM63 221V220H62ZM68 221V220H67ZM70 221V220H69ZM240 221V220H239ZM242 221V220H241ZM240 221V222H241ZM254 221V220H253ZM261 221H263V220H261ZM33 222V221H32ZM55 222H56V224H55ZM72 222V221H71ZM80 222V221H79ZM78 222V223H79ZM85 222H87V221H85ZM221 222V221H220ZM224 222H227V221H224ZM234 222V221H233ZM239 222V223H240ZM243 222V221H242ZM247 222H249V220L247 221ZM252 222V221H251ZM264 222V221H263ZM28 223H30V222H28ZM65 223V222H64ZM81 223H83V222H81ZM212 223V222H211ZM215 223V222H214ZM250 223V222H249ZM254 223V222H253ZM256 223V222H255ZM259 223V222H258ZM261 223V222H260ZM259 223V224H260ZM33 224V223H32ZM71 224H74V223H71ZM70 224V225H71ZM80 224V223H79ZM218 224H219V222H218ZM225 224V223H224ZM224 224L222 225V226H224ZM228 224V223H227ZM233 224V223H232ZM235 224H237L238 225V223H235ZM251 224V223H250ZM257 224V223H256ZM264 224V223H263ZM67 225V224H66ZM66 225H64L63 227H65ZM221 225V224H220ZM234 225V224H233ZM59 226V225H58ZM77 226V225H76ZM84 226H86V225H84ZM88 226V225H87ZM227 226V225H226ZM225 226V227H226ZM229 226H230V224H229ZM239 226V225H238ZM248 228H247V227ZM245 226V228H247V229H249V227H251V226H253V224L252 225H246ZM254 226H255V224H254ZM253 226V227H254ZM35 227V226H34ZM62 227V228H63ZM68 226H66V228H67ZM72 228H74V226H71ZM212 227H213V225H212ZM252 227V229H249V232H250V230L252 231L253 229H255L256 227H254L253 228ZM83 228V227H82ZM219 228V227H218ZM221 228V227H220ZM241 228H243V227H241ZM259 229L261 228V227H258ZM263 229H264V225H263V227H262ZM262 228H261V230H262ZM68 229H70V226H69V228ZM88 229H90V228H88ZM215 229V228H214ZM213 229V230H214ZM233 229V228H232ZM236 229H238L237 227H236ZM41 230V229H40ZM67 230V229H66ZM73 230H75V229H73ZM93 230V229H92ZM92 230H90V232L92 231ZM212 230V229H211ZM217 230H219V229H217ZM226 230V229H225ZM239 230V229H238ZM244 230V229H243ZM256 230H258L257 228H256ZM75 231H77V230H75ZM82 231V230H81ZM88 231V230H87ZM219 231H221V230H219ZM223 231V230H222ZM232 231V230H231ZM245 231V230H244ZM253 231H255V230H253ZM258 231H260V230H258ZM257 231V232H258ZM19 232H21V231H19V230H6V229H3V230H1L0 231V236L1 237H6L7 235L8 236H10V235H12V234H14V233H16V234H19ZM40 232V231H39ZM43 232V231H42ZM61 232V233H62ZM208 232V231H207ZM214 232V231H213ZM235 232V231H234ZM247 233H248V231H246ZM245 232V233H246ZM49 233V234H50ZM67 233V232H66ZM66 233H64V234H66ZM84 233H86V232H84ZM223 233H226L225 231L223 232ZM229 233H232V232H229ZM235 233H237V231L235 232ZM253 233V232H252ZM259 233V232H258ZM75 234V233H74ZM78 234V233H77ZM92 234V233H91ZM96 234V233H95ZM208 234H210V232L208 233ZM214 234V233H213ZM220 234H222V233H220ZM239 234V233H238ZM83 235V234H82ZM217 235V234H216ZM222 235H225V234H222ZM221 235V236H222ZM230 235V234H229ZM234 235V234H233ZM251 235V234H250ZM254 234H252V236H253ZM42 236L43 237H48L49 238V236L47 235V234H45V233H43L42 234ZM75 236H76V234H75ZM92 236V235H91ZM208 236V235H207ZM226 236V235H225ZM239 236V235H238ZM238 236H237V238H238ZM242 236V235H241ZM264 236V235H263ZM233 237V236H232ZM231 237V238H232ZM245 237V236H244ZM243 237V238H244ZM257 237V236H256ZM260 237V236H259ZM92 238H94V237H92ZM97 238V237H96ZM199 238H201V236L200 237H198V239ZM205 238V240L207 239V238H210V237H204ZM217 238V237H216ZM226 238V237H225ZM250 238V237H249ZM262 238V237H261ZM67 239V238H66ZM203 239V238H202ZM201 239V240H202ZM220 239V238H219ZM218 239V240H219ZM232 239H234V238H232ZM242 239V238H241ZM71 240V239H70ZM93 241H94V239H92ZM205 240H203L205 243H206V241ZM210 240V239H209ZM208 240V242H210ZM212 240V239H211ZM217 240V239H216ZM221 240H222V238H221ZM236 240V239H235ZM248 240V239H247ZM255 240V239H254ZM97 241V240H96ZM95 241V242H96ZM98 241H99V239H98ZM223 241V240H222ZM226 241H227V238H226ZM225 241V242H226ZM239 241H241L240 239H239ZM251 241V240H250ZM215 242V241H214ZM234 242V241H233ZM232 242V243H233ZM242 242V241H241ZM227 243H228V241H227ZM230 243V242H229ZM235 243V242H234ZM238 243V242H237ZM243 243V242H242ZM208 244V243H207ZM215 245L217 244L216 242L214 243ZM213 244V245H214ZM244 244V243H243ZM242 244V245H243ZM251 244V243H250ZM202 245V244H201ZM228 245V244H227ZM237 245V244H236ZM239 245V244H238ZM206 246V245H205ZM208 246V245H207ZM216 246H218V244L216 245ZM220 246V245H219ZM229 246H230V244H229ZM245 246V245H244ZM202 247V246H201ZM211 247V246H210ZM231 247H232V245H231ZM235 247V246H234ZM250 247V246H249ZM252 247H254L253 245H252ZM258 247V246H257ZM31 248H33L32 250H33V252H35L36 250L38 251V248H35V247H31ZM215 248V247H214ZM218 248V247H217ZM220 248V247H219ZM223 248V247H222ZM226 248V247H225ZM230 248V247H229ZM233 248V247H232ZM206 249H207V247H206ZM214 250H216V249H214ZM219 250V249H218ZM26 252V250H24V248L23 249H16V252H15V254L16 255H20L21 256V254L23 253V252ZM36 251V252H37ZM208 251V250H207ZM212 251H213V249H212ZM245 251H246V249H245ZM248 251V250H247ZM262 251V250H261ZM46 252H48V251H46ZM206 252V251H205ZM205 252L204 253H201L202 255H204L205 254ZM256 252V251H255ZM259 252V251H258ZM211 253V252H210ZM213 253V252H212ZM215 253V252H214ZM213 253V254H214ZM254 253V252H253ZM208 254H209V252H208ZM217 254V253H216ZM216 254H214L215 255V257H217L216 256ZM250 254V253H249ZM205 255H207V253L205 254ZM220 255H222V252H221V254ZM256 255H258L259 256V254H256ZM255 255V256H256ZM261 255V254H260ZM22 256H24L23 254H22ZM21 256V257H22ZM26 256V255H25ZM211 256V255H210ZM240 256V255H239ZM202 257V256H201ZM209 257V256H208ZM212 257V256H211ZM242 257V256H241ZM245 257V256H244ZM214 258V257H213ZM220 258V257H219ZM212 259V258H211ZM218 259V258H217ZM223 259V258H222ZM244 259V258H243ZM249 259V258H248ZM264 259V258H263ZM214 260V259H213ZM219 260V259H218ZM217 260V261H218ZM247 260V259H246ZM256 260V259H255ZM251 261V260H250ZM253 261V260H252ZM216 262V261H215ZM220 262H221V260H220ZM246 262V261H245ZM259 262H262V261H259ZM231 263V262H230ZM229 263V264H230ZM93 264H95V263H93ZM220 264V263H219ZM248 264V263H247ZM259 264V263H258Z\"/></svg>", "mask_w": 264, "mask_h": 264}]
</instances>
